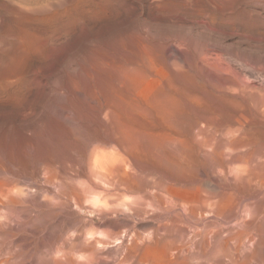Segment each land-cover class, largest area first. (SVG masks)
Listing matches in <instances>:
<instances>
[{
  "label": "bare ground",
  "instance_id": "6f19581e",
  "mask_svg": "<svg viewBox=\"0 0 264 264\" xmlns=\"http://www.w3.org/2000/svg\"><path fill=\"white\" fill-rule=\"evenodd\" d=\"M9 1V0H8ZM16 1V0H15ZM24 1V0H23ZM26 1V0H25ZM28 1V0H27ZM31 1V0H30ZM36 1V0H35ZM34 1V2H35ZM41 0H39V3H43L40 2ZM45 1V0H44ZM47 2H49V0H46ZM54 1V0H53ZM68 1V0H67ZM70 1V0H69ZM74 1V0H73ZM192 1V0H191ZM190 1V2H191ZM204 1V0H202ZM206 1V0H205ZM251 1V0H250ZM256 0H253V2H255ZM1 2V1H0ZM14 2V1H13ZM46 2V3H47ZM51 2V1H50ZM47 3L48 4H50ZM195 2V1H193ZM247 2V0L245 1ZM251 2V3H253ZM258 2V1H257ZM6 4H8L7 2H5ZM3 2L2 5L5 4ZM10 3L11 0H10ZM17 3V1H16ZM20 3V2H18ZM31 3V2H30ZM33 3V2H32ZM53 4H57L59 2H52ZM51 3V5H53ZM64 3V2H63ZM202 3V2H201ZM200 3V5H201ZM250 2H247L246 4H248ZM5 4V5H6ZM13 4V3H12ZM11 4V5H12ZM22 6L24 7V4L21 3ZM25 4H28V2ZM36 4V3H35ZM35 4H28V5H35ZM38 4V2H37ZM44 4V3H43ZM60 4V3H59ZM192 4V3H191ZM196 4V2H195ZM194 4V5H195ZM236 4V3H235ZM257 4V3H256ZM1 5V3H0ZM1 5V6H2ZM27 5V6H28ZM39 5V4H38ZM50 5V6H51ZM75 5V4H73ZM72 5V7H73ZM193 5V6H194ZM204 7V4H202ZM241 5V3H240ZM245 5V3H244ZM252 5V4H251ZM253 5H255L253 3ZM252 5V6H253ZM0 6V7H1ZM9 6V5H8ZM15 7L17 6V4L14 5ZM19 6V5H18ZM25 6L26 9L28 8L30 10V6ZM31 6V7H32ZM49 6V7H50ZM58 6V5H57ZM192 8V5H190ZM235 6V5H233ZM258 6V5H257ZM7 7V5L5 6V8ZM21 7V6H19ZM23 7H21L23 9ZM38 7H45V6H35L32 7L35 8L34 10L37 9ZM53 7V6H52ZM71 7V8H72ZM77 7V6H75ZM249 7V6H248ZM254 7V6H253ZM2 8V7H1ZM0 8V9H1ZM6 8L7 9H10ZM17 8V7H16ZM21 8L17 9V11H22ZM41 8H39L41 10ZM48 8V7H47ZM66 8V7H65ZM70 8V9H71ZM74 8V7H73ZM195 8V7H194ZM193 8V9H194ZM202 8V6H201ZM252 8V7H250ZM255 8V7H254ZM14 9V7H13ZM25 9V8H24ZM26 10L28 12L32 10ZM44 9V8H42ZM52 9V8H51ZM50 8L47 10L45 8V11H49L51 10ZM58 9V8H57ZM197 9V8H196ZM205 9L207 10L208 8L205 7ZM247 11V8H245ZM257 9V8H256ZM5 10V9H4ZM11 10V9H10ZM66 10V9H65ZM63 10V11H65ZM202 10V9H201ZM205 10V11H206ZM221 10V9H220ZM2 11V10H1ZM12 11V10H11ZM14 11V10H13ZM16 11V10H15ZM36 11V12H37ZM43 11V10H42ZM60 11V9H59ZM58 11V12H59ZM73 11V10H72ZM71 11V14H72ZM75 11V8H74ZM78 11V10H77ZM258 11V10H257ZM255 11V13L257 12ZM4 12V11H3ZM27 12V13H28ZM55 13V11H53ZM52 12V14H54ZM57 12V13H58ZM67 12V11H66ZM197 11H191V13H194ZM248 12V11H247ZM251 12V11H249ZM254 12V10H253ZM1 13V12H0ZM8 13V11H7ZM10 13V12H9ZM17 13V12H15ZM38 13V12H37ZM51 13V12H50ZM48 13V14H50ZM69 13V12H68ZM77 13V12H74ZM198 13V12H197ZM201 14L203 13L200 12ZM210 13V12H209ZM254 13V14H255ZM259 13V12H257ZM2 14V13H1ZM13 14V13H10ZM20 14V13H19ZM18 14V16H19ZM22 14V13H21ZM20 14V15H21ZM34 14V13H33ZM42 14V12H41ZM47 14V15H48ZM51 14V15H52ZM62 14V13H61ZM60 14V15H61ZM67 14V13H66ZM79 14V12H78ZM89 14V13H88ZM90 13L89 15L91 16ZM216 14V13H214ZM221 14V13H220ZM39 15V14H38ZM56 15V13H55ZM59 15V14H58ZM63 15V14H62ZM61 15V16H62ZM210 15V14H209ZM262 15V14H260ZM2 16V15H1ZM70 16V15H69ZM72 16V15H71ZM70 16V17H71ZM93 16V15H92ZM216 16V15H215ZM256 16V15H255ZM27 17V16H26ZM49 17V16H48ZM58 17V16H57ZM56 17V19H57ZM77 17V16H76ZM80 17V16H79ZM78 17L77 20H80ZM88 17V16H87ZM194 17V16H193ZM197 17V16H196ZM257 17V16H256ZM255 17V18H256ZM262 17H264L262 15ZM1 18V17H0ZM15 18V15L13 17V19ZM17 18V17H16ZM40 19H43L42 17H39ZM46 18V16L44 17ZM53 18V16L49 17V19ZM55 18V16H54ZM53 18V19H54ZM62 18V17H61ZM60 18V19H61ZM63 18H66L65 15ZM207 18V17H206ZM217 18V17H216ZM12 19V20H13ZM20 19V18H19ZM32 20L36 21L38 19H33V17H31ZM194 19V18H193ZM196 19V18H195ZM221 19V18H219ZM258 19V17H257ZM261 18H259L258 20H260ZM1 20V19H0ZM5 20V19H4ZM15 20V19H14ZM17 20V19H16ZM24 20V18L22 19ZM30 20V19H29ZM31 20V22H32ZM59 20V19H58ZM58 20L56 22H58ZM66 20H68L66 18ZM91 19H88V21ZM256 20V19H255ZM263 20V19H262ZM260 20V21H262ZM2 21V20H1ZM20 22V20H18ZM28 22V20H26ZM24 21V22H26ZM41 21V20H39ZM38 21V22H39ZM44 21V19L42 20ZM41 21V22H42ZM47 21V19H46ZM198 21V20H197ZM200 21V20H199ZM206 21V19H205ZM209 21V20H208ZM217 21V20H216ZM251 21V20H250ZM254 21V20H253ZM4 22V21H3ZM10 22V21H8ZM12 22V21H11ZM15 22V21H14ZM18 22V23H19ZM39 22V24L41 23ZM55 22V20H54ZM63 22V21H62ZM65 22V21H64ZM70 22V21H69ZM195 22V20H194ZM245 22V21H244ZM255 22V21H254ZM257 22V21H256ZM264 22V21H263ZM7 23V22H5ZM16 24V26H19V24ZM21 23V22H20ZM35 22H32V24ZM47 23V22H46ZM50 23V22H49ZM47 23V24H49ZM53 24V22H51ZM199 23V22H198ZM203 23V22H202ZM201 23V25H202ZM208 23V22H207ZM248 23V22H246ZM10 24V23H8ZM7 24V25H8ZM13 24V23H11ZM38 24V25H39ZM59 24V23H58ZM57 24V25H58ZM64 24V23H63ZM61 24V26L63 25ZM73 24V23H72ZM209 24V23H208ZM252 24V22H251ZM1 25V22H0ZM22 25V24H20ZM35 25H37L35 23ZM43 25V23H42ZM51 25V24H50ZM48 25V27L50 26ZM55 25V24H53ZM67 25V24H66ZM200 25V24H198ZM200 25V26H201ZM205 25V23H204ZM256 25V23H255ZM264 25V24H263ZM2 26V25H1ZM11 26V25H10ZM9 26V27H10ZM15 26V24H14ZM15 26V27H16ZM34 26V25H33ZM56 26V25H55ZM59 26V27H61ZM71 26V25H70ZM69 26V27H70ZM209 26V25H208ZM249 26V25H246ZM5 27V26H4ZM3 27V28H4ZM8 27V26H7ZM8 27V28H9ZM27 27V26H26ZM40 27V26H38ZM46 29V26H43ZM47 27V28H48ZM51 27V26H50ZM57 27V26H56ZM58 27V29H59ZM202 27V26H201ZM205 26H203L204 28ZM210 27V26H209ZM235 27V25H234ZM1 27V31L3 29ZM12 28L14 30V27L12 25ZM17 28V27H16ZM20 29V27H18ZM17 28V30H18ZM24 28V27H22ZM36 28V27H35ZM42 28V27H41ZM53 28V27H52ZM64 28V27H63ZM252 28L254 29V27L252 26ZM251 28V29H252ZM257 28V27H256ZM259 28V26H258ZM264 28V27H263ZM11 29V27L9 28ZM25 29V28H24ZM33 29V27H32ZM58 29L56 28V30L58 31ZM69 29V28H68ZM205 29V28H204ZM261 29V28H260ZM5 30V29H4ZM2 31L5 33V31ZM28 30V29H27ZM30 30V29H29ZM49 30H52L51 28ZM71 30V29H70ZM68 30V31H70ZM73 30V28H72ZM208 31H213V30H209ZM8 31V30H7ZM11 30H9L10 32ZM16 31V30H15ZM33 31V30H32ZM37 31V30H36ZM35 31V32H36ZM39 31V30H38ZM41 31V30H40ZM48 31V29H47ZM55 31V29H54ZM65 31V30H64ZM67 31V32H68ZM206 31V29H205ZM1 32V33H2ZM6 32V33H9ZM14 32V31H11ZM18 32V31H17ZM42 32V31H41ZM71 32V31H70ZM216 32V29H215ZM255 31H253L254 33ZM4 33H2L1 35H5ZM16 33V32H15ZM32 33V32H31ZM59 33V31H58ZM61 33V32H60ZM207 33V32H206ZM256 33V32H255ZM254 33V34H255ZM263 33V32H262ZM11 34V33H10ZM7 35L11 36V35ZM38 34V33H34L33 35ZM41 34V33H40ZM39 34V35H40ZM49 34V33H47ZM56 34V33H54ZM62 34V33H61ZM65 34V33H64ZM212 34V33H211ZM233 34V33H232ZM42 35V34H41ZM44 35V34H43ZM58 35V34H57ZM56 35V36H57ZM70 35V34H69ZM226 35V34H225ZM231 35V34H230ZM256 35V34H255ZM258 35V34H257ZM16 37H19L20 35H17V33L15 34ZM13 35V40L14 37ZM63 36V35H62ZM242 36V35H241ZM260 36V34H259ZM7 37H2V38H6ZM15 37V38H16ZM34 37V36H33ZM41 37V36H40ZM44 37V36H43ZM54 37V36H53ZM137 37V36H135ZM133 37L130 40H132L134 42V40H136V38ZM145 37V36H144ZM246 37V36H245ZM248 37V36H247ZM250 37V36H249ZM253 36H251L250 38H252ZM256 37V36H255ZM258 37V36H257ZM256 37V38H257ZM264 37V36H263ZM9 38V37H8ZM42 38V37H41ZM49 38V37H48ZM52 38V37H51ZM55 38V37H54ZM138 38V37H137ZM247 39V38H246ZM255 39V38H254ZM260 38L258 37V40ZM262 39V38H261ZM3 40V39H2ZM11 41V38L9 39ZM129 40V41H130ZM249 41V39H247ZM256 40V39H255ZM1 41V40H0ZM19 41V40H18ZM14 43V44H21L20 43ZM25 41V40H24ZM23 41V42H24ZM33 41V40H32ZM52 41V40H50ZM128 41V40H127ZM130 41V43L132 42ZM137 41V40H136ZM139 41V40H138ZM152 41V40H151ZM257 41V40H256ZM263 41V40H262ZM261 41V42H262ZM7 42V40H6ZM16 42V40H15ZM39 42V41H38ZM124 42L126 41H120L119 45L121 43V45L124 46ZM142 42V39H141ZM147 42V41H146ZM155 42V41H154ZM255 42V41H254ZM258 42V41H257ZM256 42V43H257ZM264 42V41H263ZM11 42H9L8 44L10 45ZM26 43V42H25ZM31 43V42H30ZM37 43V41H36ZM42 43V41H41ZM47 43V42H46ZM129 43V42H128ZM140 45L141 43L138 42ZM132 44V46L135 44L138 46L139 44ZM144 43V42H143ZM153 43V42H152ZM157 43V42H156ZM155 43V44H156ZM49 44V43H48ZM53 44V43H52ZM261 44V43H260ZM1 45H3L1 43ZM27 45V43H26ZM33 45V44H32ZM38 45V44H37ZM35 45V46H37ZM41 46L43 44H40ZM39 45V46H40ZM46 46V44H44ZM44 45L42 46V48L44 47ZM50 45V44H49ZM56 45V44H55ZM118 47H121L119 46ZM140 45L139 48L140 49ZM144 45V44H143ZM154 45V43H153ZM206 45V44H205ZM209 45V44H208ZM212 45V44H211ZM5 47L6 44H4ZM34 46V45H33ZM32 46V47H33ZM57 46V45H56ZM131 46V47H132ZM133 46V47H134ZM149 46V45H148ZM151 46V45H150ZM157 46V44H156ZM156 46L154 45V47L156 48ZM200 46V45H199ZM203 46V45H202ZM207 46V45H206ZM204 46V47H206ZM210 46V45H209ZM2 47V46H1ZM0 47V49H1ZM10 47V46H9ZM14 47V46H13ZM28 47V46H27ZM30 47V46H29ZM55 47V46H54ZM127 47V46H126ZM130 47V49H131ZM132 47V51L133 50ZM145 49V46H143ZM152 47V46H151ZM208 47V46H207ZM206 47V48H207ZM214 47V46H213ZM212 47V48H213ZM228 47V46H227ZM25 48V47H24ZM36 48V47H35ZM39 48V47H38ZM46 48V47H45ZM44 48V50H45ZM51 48V47H49ZM53 48V46H52ZM56 48V47H55ZM91 48V47H90ZM93 48V47H92ZM108 48V47H107ZM111 48V47H110ZM115 48V47H114ZM117 48V47H116ZM122 48V47H121ZM120 48V49H121ZM135 48V47H134ZM142 48V46H141ZM203 48V47H202ZM203 48V51L204 49ZM211 49V47H208ZM207 48V49H208ZM215 48V47H214ZM5 49V48H2ZM30 49V48H29ZM32 49V48H31ZM40 49V48H39ZM88 49V48H87ZM86 49V50H87ZM128 49V48H127ZM136 49V48H135ZM150 49V48H149ZM152 49V48H151ZM154 49V48H153ZM162 49V48H161ZM216 49H218V46H216ZM215 49V50H216ZM13 49V53H14ZM41 50V49H40ZM40 50L39 53H40ZM40 53L42 54L41 56H43L45 58L46 55H43V51ZM50 50V49H49ZM90 50V49H88ZM86 52H89V51ZM93 50V49H91ZM100 50V49H99ZM106 50V48H105ZM103 50V51H105ZM111 50V49H109ZM118 51V48L115 49ZM129 50V49H128ZM128 50H123L124 53ZM141 50V49H140ZM163 50V49H162ZM214 50V51H215ZM239 50V49H238ZM11 51V50H10ZM9 51V52H10ZM31 51V50H30ZM108 51V50H107ZM106 51V54H107ZM113 51V50H112ZM121 51V50H120ZM130 51V50H129ZM139 51V50H138ZM142 51V50H141ZM152 51V50H151ZM155 51V50H154ZM158 51V50H157ZM213 51V50H212ZM213 51V53H214ZM222 51V50H221ZM17 52V51H16ZM37 52V51H36ZM32 54L35 55V53ZM93 52V51H92ZM102 52V51H101ZM110 52V51H108ZM116 52V51H114ZM113 52V53H114ZM153 52V51H152ZM152 52H150L149 50H146L143 52L142 54V58L143 59V64L145 63L146 65V69L150 68L151 71H155L157 64H159L158 61H160L161 63L164 64V61L162 62L161 59L158 60V57L155 53L153 54ZM156 52V51H155ZM162 52V51H161ZM205 52V51H204ZM217 52V51H215ZM234 52V51H233ZM242 51V55H243ZM25 53H28L27 51ZM51 53V52H50ZM94 53V57H95V53ZM119 53V52H118ZM117 53V54H118ZM123 53V52H121ZM134 53V52H132ZM137 53V50H136ZM136 53L134 55H136ZM142 53V52H141ZM140 53V54H141ZM163 53V52H162ZM200 53V52H199ZM203 53V52H201ZM211 52L208 50L206 51L204 56L206 61H210L208 60V56ZM219 53L221 54V52L218 51V55ZM241 53V52H240ZM239 53V55H240ZM2 55V53H0ZM7 54V53H6ZM6 54H3L4 56H6ZM37 54V53H36ZM37 55V57L39 56V58H41V56ZM49 54V53H48ZM88 55H90L89 53H87ZM85 54V55H87ZM103 54H105L103 52ZM112 54V53H111ZM126 54L129 55V52H126ZM124 54V55H126ZM139 54V53H138ZM160 54V53H159ZM198 54V53H197ZM202 54V56H203ZM212 54V53H211ZM234 54V53H233ZM232 54V55H233ZM253 54V53H252ZM251 54V56H253ZM11 55V54H10ZM19 55V54H18ZM31 55V54H30ZM87 55V56H88ZM133 55V57H134ZM163 55V54H161ZM200 55V54H198ZM215 55H217L215 53ZM235 55H238L235 53ZM247 54H245L246 56ZM249 55V54H248ZM3 56V57H4ZM15 56V55H14ZM9 56V57H14ZM36 56V55H35ZM54 56V55H53ZM84 56V55H83ZM93 56V55H92ZM92 56L90 55V58H85L83 57L82 59H87V62H89L88 59L91 60ZM107 56V55H106ZM119 57V55H117ZM123 56V55H122ZM207 56V57H206ZM212 56V55H211ZM222 56V55H220ZM230 56V55H229ZM244 56V55H243ZM250 56V55H249ZM248 56V57H249ZM256 56V55H255ZM16 57V56H15ZM18 57V56H17ZM26 57V56H25ZM24 57V59H25ZM29 56H27L28 58ZM36 57V58H37ZM93 57V58H94ZM102 57V55H101ZM110 57V55H109ZM117 57V58H118ZM125 57V56H124ZM124 57L122 59H124ZM131 57V56H130ZM137 57V56H136ZM131 57L132 60L136 59ZM163 56H161L162 58ZM193 57V56H192ZM201 57V56H200ZM216 56H214L213 58L215 59ZM234 57V56H233ZM236 57V56H235ZM247 57V56H246ZM259 57V56H258ZM257 57V58H258ZM8 58V55H7ZM43 58V59H44ZM113 58V57H111ZM116 58V59H117ZM211 57L209 56V59ZM221 58V57H220ZM239 58V57H237ZM245 58V57H244ZM255 58V57H254ZM3 59V58H2ZM22 59V58H21ZM95 59V58H94ZM93 59V60H94ZM102 59V58H101ZM105 59H109V58H105ZM104 59V60H105ZM120 59V57H119ZM163 59V58H162ZM219 59V58H218ZM250 59V58H249ZM17 60V58H16ZM83 60V61H85ZM102 60V61H104ZM114 60V59H112ZM109 65L111 64V61ZM127 60L131 61L130 58ZM126 61V63H128V61ZM140 61V59H138ZM192 60V58H191ZM203 60V61H204ZM217 60V59H215ZM220 60H224V59H220ZM219 60V61H220ZM247 60V59H246ZM251 60V59H250ZM1 61V60H0ZM81 61V60H80ZM83 61L81 64H83ZM96 61V59H95ZM99 61V60H98ZM101 61V60H100ZM98 62L102 65L101 62ZM109 61V60H106ZM116 61V60H115ZM115 61H113L114 63H116ZM124 61V60H123ZM204 62V64H207V62ZM213 61V60H211ZM225 61V60H224ZM245 61V60H244ZM249 61V60H248ZM253 61V58H252ZM13 62L12 59H9L8 61L1 62V69H0V75L3 73V71L5 70V68L11 63ZM86 62V63H87ZM93 62V61H92ZM132 62V61H131ZM129 62V65L130 63ZM136 62L138 63L137 59ZM256 62V61H255ZM260 62V61H259ZM85 63V64H86ZM91 63V62H90ZM89 63V65H90ZM96 62V64H98ZM118 63V62H117ZM124 63V62H123ZM122 63V65H123ZM140 63V62H139ZM138 63V64H139ZM142 63V62H141ZM160 63V64H161ZM167 66L168 61L166 62ZM174 63V62H173ZM196 63L193 62L192 65ZM200 63V62H197ZM210 63V62H209ZM214 63V62H212ZM218 63V61H217ZM221 63V62H220ZM225 63V62H222ZM221 63V64H222ZM261 63V62H260ZM93 64V63H92ZM96 64L93 66L96 68ZM107 64V62H106ZM105 64V65H106ZM113 64V63H112ZM111 64V65H112ZM135 63H132V65ZM137 64V65H138ZM162 64V65H163ZM202 64V62H201ZM79 65V64H78ZM108 65V66H109ZM110 65V67H108L109 69L112 67ZM120 65V64H119ZM126 65V64H125ZM128 65V66H129ZM141 65V64H140ZM140 65H138V67H125L122 68V66H116L115 68H119V69H123V70H119L122 71L120 72L121 74V80H120V84L116 85L115 84V88L117 90H114L116 92V96L112 93H110V95L108 96H98L97 93L99 92L98 90H100L98 88L97 93L96 90L95 91L97 96H87L83 98H87L86 101L90 103L91 105V110L92 112H90V114H92L91 120H90V125H86V126H82L80 125V123L78 124L76 121V118H72L71 116L67 115L65 118L68 120V122H70V126L69 125H65L68 128H64L62 131H60L57 135L61 136V139H65L67 140L66 142H68V146L67 147H71V153L72 155H70L72 157L73 161H70L68 164V167H65L64 169L62 168L60 171H58L61 167L62 164H57L60 165L61 167L57 170V173H51V169L55 170L56 169L52 166L53 161L51 159H48L46 157V155L42 154L40 151V146L39 148L37 147V140L35 139L36 133L32 132V134H28L25 131H22V134L24 135V142L19 141L18 143L22 142V145L20 144L19 146L16 144L15 142L14 144H5L2 142L1 137H0V264H264V208H256L254 209H247V211H244L245 213H242L243 210H241V208L239 209H234L231 208V206L229 203L232 202V195L235 193V189L237 190V188L241 189L243 188L244 190L247 189L249 191H258L261 188H264V171H261V169H263L262 167L258 166L260 164L257 165V168L255 169L253 166V164L256 162V160H253L251 162L254 161L253 164H251V167L249 168L248 166L246 167V173H242L243 170H241L242 168L244 169V164L241 160V158L243 159V156L245 153H240L242 149H239L238 145L232 144L230 146L229 152L230 153V158L227 159V162H232L233 160H238V158H240L242 164L244 167L240 168L239 170L238 167H235L238 172L235 173V183H231L233 185V192L230 193V191L227 193L224 190H219V191H210L207 189H204L202 185L198 186L196 189L198 191L197 197L195 199L191 198L190 192L189 196H187L186 194L184 195H179V190H189V186H191L190 184L191 181L194 180V176L192 175V170H190L189 165L190 164V158L192 157L191 155V151L193 150L191 147L193 145V143H190L191 141L193 142V136L192 135L194 133V130L192 131V127L188 126L187 124L184 126V119L181 118V115L179 113H181V111L178 112L177 110V102H173L171 100V98L169 96H160L159 95V91H160V87H157L158 92H154L151 96H133V90L136 89V84L140 81L141 77H143L145 75V73L143 72L145 69V67H141ZM161 65V66H162ZM197 67V64H195ZM208 65V64H207ZM211 65V64H210ZM209 65V66H210ZM216 65H219L216 64ZM228 65V64H227ZM225 63L224 69L227 66ZM80 66V65H79ZM78 66V67H79ZM92 65H90L91 67ZM100 67V65H98ZM104 66V63L102 65V67ZM124 66V65H123ZM166 66V64H165ZM164 66V69H165ZM170 66V65H169ZM215 66V65H214ZM82 68V65L80 66ZM85 66H83L84 68ZM87 64H86V68H87ZM92 67V68H94ZM98 67V69H99ZM100 67V68H102ZM221 67V66H220ZM228 67V66H227ZM231 67V66H230ZM228 67V68H230ZM259 67V66H258ZM9 68V66H8ZM82 68V69H83ZM89 68V67H88ZM91 68V69H92ZM94 68V70H95ZM105 68V66H104ZM115 68H113L114 70H116ZM143 68V69H141ZM163 68V67H162ZM167 68V67H166ZM173 68V67H172ZM233 68V67H232ZM262 68V67H261ZM91 69H88L89 71ZM160 69V67H159ZM157 70L156 74H159ZM178 70L180 69L177 68ZM231 69V68H230ZM230 71V75H231V70ZM234 69V68H233ZM255 69V68H254ZM81 70V69H80ZM93 70V71H94ZM101 70V69H100ZM106 70V68H105ZM105 70H101V71H105ZM112 70V68L110 69ZM112 70V72L114 71ZM162 70V69H161ZM171 70V68L169 69ZM173 70V69H172ZM171 70V71H172ZM177 70V72L179 73V71ZM222 70V69H221ZM76 71V70H75ZM74 71V72H75ZM84 71V70H83ZM81 70V72H83ZM87 71V69H86ZM87 71V72H89ZM108 71V70H106ZM118 71V70H117ZM165 71V70H164ZM164 71H162V73H164ZM176 71V69H175ZM183 71V70H181ZM199 71V70H198ZM235 71V69H234ZM73 72V73H74ZM79 72V70H78ZM149 72V71H148ZM146 72V73H148ZM166 72V71H165ZM173 72V71H172ZM185 72V71H184ZM86 73V72H85ZM101 73L98 75L101 76ZM105 74V72H103ZM111 73V72H110ZM189 73V72H188ZM199 73V72H198ZM197 73V74H198ZM226 73H227V69H226ZM226 73L222 76H225ZM235 74V72H233ZM232 73V74H233ZM6 74V72H5ZM18 76V73H16ZM16 74L14 73V75L16 76ZM67 74V73H66ZM76 74V72H75ZM91 74V73H89ZM93 74V72H92ZM114 74L116 75V72H114ZM119 74V73H117ZM151 76V72L149 73ZM155 74V73H154ZM185 74V73H183ZM201 74V73H200ZM199 74V75H200ZM223 74V73H222ZM228 74V73H227ZM237 74V72H236ZM236 74L234 76H236ZM4 75V74H3ZM69 75V74H68ZM83 75H85L83 73ZM82 75V76H83ZM94 75V74H93ZM92 75V76H93ZM110 75V74H108ZM107 75V76H108ZM113 75V74H112ZM115 75H113V77L115 79H118L117 75L115 77ZM165 76L167 75L164 74ZM162 75V77L164 76ZM171 75V74H170ZM174 75V74H173ZM171 75V76H173ZM179 75V74H178ZM204 75V74H202ZM206 75V74H205ZM238 75V74H237ZM23 76V75H22ZM21 76V77H22ZM67 76V75H66ZM65 76V77H66ZM72 77H74V75H71ZM78 76V75H77ZM86 76L88 77V73L86 74ZM86 76H83L86 78ZM106 76V75H105ZM104 76V77H105ZM120 76V75H119ZM153 76V75H152ZM164 76V78L166 79V77ZM182 76V75H181ZM193 76V75H192ZM229 76V75H228ZM3 77V76H2ZM12 77V76H11ZM19 77V76H18ZM18 77H16V80L19 79ZM25 77V76H24ZM23 77V78H24ZM71 77V78H72ZM81 77V74H80ZM94 77V76H93ZM155 77V75H154ZM185 78H187L186 76H184ZM183 77V78H184ZM205 77V76H203ZM245 77V76H244ZM10 78V77H9ZM76 78V76H75ZM79 78V77H78ZM91 78V77H88ZM87 78V81H88ZM111 79L110 76L106 77ZM144 78V77H143ZM148 78V77H147ZM157 78H160L157 77ZM161 83L163 82V79ZM169 78V76L167 77V79ZM173 78V77H172ZM178 78V77H177ZM176 78V79H177ZM180 78V77H179ZM184 78V79H185ZM196 78V77H195ZM195 78H192L193 80H195ZM225 78V77H223ZM233 78V77H232ZM236 78V77H234ZM239 78V77H237ZM6 79V78H5ZM13 79V78H12ZM74 79V78H72ZM80 79V78H79ZM94 80V78H92ZM91 79V80H92ZM98 79V78H97ZM146 79V78H144ZM143 79V80H144ZM175 79V78H173ZM182 79V78H181ZM203 79V78H202ZM201 79V80H202ZM215 79V78H214ZM7 80H9L7 78ZM30 80V79H29ZM67 80V77H66ZM65 80V81H66ZM69 80V78H68ZM78 80V79H77ZM82 80V78L80 79V81ZM96 80V78H95ZM94 80V81H95ZM142 80V81H143ZM155 80V78L153 79ZM152 80V81H153ZM159 80V79H158ZM170 81V79H168ZM212 80V79H211ZM216 80V79H215ZM221 80V78H220ZM232 80V79H231ZM237 80V79H235ZM240 80V79H239ZM2 81V80H1ZM11 81V80H10ZM22 81V80H21ZM73 81V80H71ZM79 81V82H80ZM117 81V80H116ZM165 81V80H164ZM172 81V79H171ZM170 81V82H171ZM186 81V80H185ZM189 81V80H188ZM213 81V80H212ZM227 81V80H226ZM238 81V80H237ZM6 81H2V83ZM19 82V81H18ZM26 83V81H24ZM23 82V85H24ZM75 82V80H74ZM77 81V83H79ZM83 82V81H82ZM81 82V85H82ZM90 82V81H89ZM107 82V81H106ZM110 82V81H109ZM112 82V80H111ZM118 82V81H117ZM168 82V81H167ZM166 82V83H167ZM175 82V80H174ZM192 82V81H191ZM190 82V83H191ZM204 82V81H203ZM208 82V81H207ZM224 82V81H223ZM222 82V83H223ZM229 81H227L226 83H228ZM231 82V81H230ZM236 82V81H235ZM70 83V82H68ZM67 83V85H68ZM76 83V82H75ZM84 83V82H83ZM93 83V82H91ZM90 83V84H91ZM114 83V82H113ZM142 83V82H140ZM160 83V84H161ZM169 83V82H168ZM179 83V82H178ZM187 84H189V82H185ZM215 83V81H214ZM217 83V82H216ZM219 83V82H218ZM221 83V81H220ZM225 83V84H226ZM237 83V82H236ZM235 83V86H236ZM239 83V82H238ZM8 84V83H7ZM12 84V83H11ZM10 84V85H11ZM16 84V82H15ZM29 84V83H28ZM66 84V82H65ZM143 84V83H142ZM164 84V83H163ZM162 84V85H163ZM173 84V83H172ZM194 84V83H193ZM224 84V83H223ZM222 84V85H223ZM233 84V85H232ZM232 84L229 86L230 89L231 88H236L233 87L234 86V82L232 81ZM1 85V84H0ZM10 85H8L10 87ZM26 85V84H25ZM73 85H75L73 83ZM94 85V84H92ZM97 85V83H96ZM95 85V87H96ZM104 85V84H103ZM109 85V84H108ZM114 86V84H112ZM138 85V84H137ZM141 85V84H140ZM146 85V84H145ZM159 85V84H158ZM168 86V84H166ZM180 84H178L179 86ZM186 85V84H184ZM184 85L181 86L184 88ZM192 85V83H191ZM196 85V84H195ZM202 85V84H201ZM204 85V84H203ZM202 85V86H203ZM221 85V84H220ZM237 85H240L237 84ZM242 85H244L242 83ZM7 86V85H5ZM14 86V85H13ZM28 86V85H27ZM78 86V85H77ZM98 86V85H97ZM164 86V85H163ZM167 86H164L163 88L166 89ZM171 85L169 87H171V91L173 88V91H177L174 90L175 86ZM198 86V85H197ZM200 86V85H199ZM201 86V87H202ZM245 86V85H244ZM249 86V83H248ZM248 86H245L248 88ZM251 86V85H250ZM29 87V86H28ZM94 87V86H93ZM92 87V89H93ZM99 87V86H98ZM108 87V86H107ZM139 87V86H138ZM137 87V88H138ZM149 87V86H148ZM166 87V88H165ZM190 87V85H189ZM193 87V86H192ZM196 87V86H194ZM216 87V86H215ZM218 87V85H217ZM222 88L225 89V87L221 86ZM220 87V91L221 90ZM228 87V86H227ZM226 87V89H227ZM242 87V86H241ZM3 88V87H2ZM6 88V87H5ZM24 88V87H22ZM21 88V89H22ZM27 88V87H25ZM68 88V87H67ZM74 88V87H73ZM77 88V87H75ZM80 88V87H79ZM114 88V89H115ZM177 88V87H176ZM197 88V87H196ZM204 88V86H203ZM243 88V87H242ZM241 88V89H242ZM251 88V87H250ZM248 88V89H250ZM32 89V88H29ZM83 87L80 89V91H82ZM96 89V88H95ZM112 89V88H111ZM145 89V88H144ZM150 89V88H149ZM186 90V88H184ZM193 89V88H192ZM200 89V88H199ZM202 89V88H201ZM205 89V88H204ZM244 89V88H243ZM5 90V89H4ZM12 90V89H10ZM14 90V89H13ZM27 90V89H26ZM76 90V89H75ZM79 90V89H78ZM163 90V89H162ZM160 92H163V91ZM182 90V89H181ZM184 90V91H185ZM189 90V88H188ZM191 90V89H190ZM206 90V89H205ZM229 90V89H228ZM232 90V89H231ZM237 90V88L235 89ZM235 90H232L235 91ZM239 90V89H238ZM22 91V90H21ZM30 91V90H29ZM101 91V90H100ZM105 91V90H104ZM102 91V92H104ZM108 91V90H107ZM106 91V93H107ZM111 91V90H109ZM108 91V92H109ZM167 91V89H166ZM180 91V90H179ZM195 91V90H193ZM201 92L203 90H200ZM217 91V90H215ZM219 91V90H218ZM230 91V90H229ZM240 91V90H239ZM247 91V90H245ZM244 91V92H245ZM254 91V90H253ZM1 92V91H0ZM17 92V91H16ZM15 92V93H16ZM113 92V91H112ZM135 92V91H134ZM148 92V91H147ZM182 92V91H181ZM189 91H187V95H189L188 93ZM199 93V91H197ZM201 92L199 94H201ZM204 92V91H203ZM208 91V94H210ZM228 92V91H226ZM237 92V91H236ZM234 92V93H236ZM243 92V93H244ZM248 92V91H247ZM12 93V91H11ZM79 93V92H78ZM81 93V92H80ZM114 93V92H113ZM178 93V91H177ZM195 94V92H193ZM205 93V92H204ZM207 93V91H206ZM206 93L204 96H206ZM212 93V92H211ZM217 93V92H216ZM221 93V92H220ZM225 93V92H224ZM240 93V92H239ZM251 93V92H249ZM4 94V93H3ZM8 94V93H6ZM25 94V93H22ZM76 94V91H75ZM83 94V93H81ZM80 94V95H81ZM94 94V93H93ZM92 94V95H93ZM112 94V96H111ZM143 94V93H142ZM149 94V92H148ZM161 94V93H160ZM165 94L164 92L162 93V95ZM172 93H169L168 95H170ZM180 94V93H179ZM178 94V95H179ZM184 94V92L182 93ZM193 94V95H194ZM203 94V93H202ZM207 94V96H208ZM223 94V93H222ZM227 95L229 94L226 93ZM264 94V92H263ZM261 94V96L263 97L260 101L257 100L258 102H261V105L258 106V108H260L262 110V112H264V95ZM2 95V94H1ZM101 95V93H100ZM132 95V96H130ZM135 95V93H134ZM166 95V94H165ZM173 95V94H172ZM175 95V94H174ZM186 95V94H185ZM192 95V91L191 94ZM192 95V96H193ZM196 95H198L196 93ZM195 95L194 98H196L197 96ZM212 95V94H211ZM210 95V96H211ZM224 95V94H223ZM234 95V94H233ZM232 95V96H233ZM247 95V94H246ZM17 96V95H16ZM28 96V95H27ZM177 96V94L175 95ZM198 95V98H200ZM202 96V97H204ZM213 96V95H212ZM211 96V97H212ZM216 96V94L214 95ZM213 96V97H214ZM8 97V96H7ZM21 97V96H20ZM24 97H26V95H24ZM23 97V98H24ZM30 97V96H29ZM51 97V96H50ZM48 97V98H50ZM61 97V96H60ZM184 97V95H183ZM191 97V96H189ZM187 97V98H189ZM201 97V98H202ZM210 97V98H211ZM221 97V96H219ZM225 97V95H224ZM223 97V98H224ZM239 97V96H238ZM246 97V96H245ZM14 98V97H13ZM18 98V96H17ZM22 98V99H23ZM39 98V103L40 101L44 100V97L42 100L41 97H34V99ZM57 98V97H56ZM63 98V97H62ZM67 98V96H66ZM180 98V97H179ZM185 98V97H184ZM186 98V99H187ZM194 98H191L192 100ZM197 98V100H198ZM209 98V97H208ZM215 98V97H214ZM218 98V95H217ZM222 98V97H221ZM222 98V99H223ZM229 98V97H228ZM232 98V97H231ZM252 98V96H251ZM6 99V98H5ZM12 99V98H11ZM16 99V98H15ZM29 98H26L25 100L27 101ZM65 99V97L63 98ZM80 99V97H79ZM174 99V97H173ZM213 99V98H212ZM211 99V101H212ZM220 99V98H219ZM221 99V100H222ZM225 99V98H224ZM47 100V99H46ZM45 100V101H46ZM190 100V99H189ZM203 100V99H202ZM201 100V101H202ZM206 99L204 98V101ZM214 100V99H213ZM226 100V99H225ZM224 100V101H225ZM229 100V99H227ZM249 100V99H248ZM5 101V100H4ZM9 101V100H8ZM13 101V100H12ZM15 101V100H14ZM21 101V99H20ZM32 101V96L31 99H29V106L32 105L34 101ZM48 101V100H47ZM47 101H46V106H47ZM53 101V100H52ZM59 101V100H58ZM61 101V100H60ZM78 101V100H77ZM80 101V100H79ZM177 101V100H174ZM180 101L182 100H178V102L180 103ZM196 101V100H193ZM218 100H216L217 102ZM220 101V100H219ZM237 101V100H234ZM233 101V102H234ZM251 101V100H250ZM255 101V100H254ZM2 102V101H1ZM0 102V109H1V104ZM55 102V101H53ZM73 99L71 97H68L66 100H64L63 103H61V106L64 109L68 108V104L69 106L72 105L73 103ZM82 102H84V100H82ZM186 102V100H185ZM183 102V103H185ZM189 102V101H188ZM206 102V101H205ZM204 102V103H205ZM210 103V100L208 101ZM215 102V101H214ZM232 101L230 100V103ZM232 102V103H233ZM242 104L243 101H240ZM249 102V101H248ZM252 102V101H251ZM21 103V102H20ZM19 103V105H21ZM24 103V102H23ZM26 103V102H25ZM37 103V102H36ZM37 103V104H39ZM56 103V102H55ZM58 103V102H57ZM199 103V101H198ZM220 103V102H219ZM224 103V102H223ZM228 103V102H227ZM225 103V104H227ZM236 103V102H235ZM247 103V102H246ZM255 102H253L254 104ZM16 104V101L15 103ZM34 104V103H33ZM54 104V103H53ZM79 104V103H78ZM77 104V106H78ZM196 102H194V104H187V105H195ZM208 104V103H207ZM206 104V105H207ZM214 104V103H213ZM218 104V103H217ZM224 104V107H225ZM239 104V103H238ZM240 104L238 106H240ZM245 104V103H243ZM251 104V103H250ZM256 104V103H255ZM10 105L12 106V103H10ZM9 105V106H10ZM25 105V104H24ZM27 105L26 108H27ZM40 105V104H39ZM38 105V106H39ZM42 105V103H41ZM45 105V103L43 102V106ZM49 105V104H48ZM59 105V104H58ZM74 105V103H73ZM76 105V104H75ZM82 105V104H81ZM180 105V104H178ZM183 105V104H182ZM197 105V104H196ZM195 105V106H196ZM204 105V104H203ZM210 105V104H209ZM221 105V104H220ZM233 106L236 107V109L238 110L239 107L236 106L237 104H232ZM252 105V104H251ZM6 107L5 109L8 111L10 108L7 109V105H3V107ZM15 106V105H14ZM18 106V104H17ZM35 106V105H33ZM37 106V105H36ZM35 106V107H36ZM42 106V107H43ZM55 106V105H54ZM53 106V107H54ZM177 106V107H176ZM211 106V105H210ZM223 106V104L221 105ZM228 106V105H227ZM231 106V105H230ZM246 106V105H245ZM253 106V105H252ZM20 107V106H19ZM22 107V106H21ZM32 107V106H31ZM29 107V108H31ZM33 107V108H35ZM75 106H72V108ZM80 107V106H79ZM78 107V108H79ZM209 107V106H208ZM220 107V106H219ZM238 107V108H237ZM243 107V105H242ZM241 107V108H242ZM249 107V106H248ZM257 107V106H256ZM14 109V107H11ZM16 108V107H15ZM27 108V110L29 109ZM39 108V107H37ZM179 108V107H178ZM185 108V107H184ZM183 108V109H184ZM189 109V107H187ZM201 108V107H200ZM210 108V107H209ZM207 108V109H209ZM213 108H215V106H213ZM218 108V106H217ZM226 108V107H225ZM223 110H226V109ZM229 109L231 107H228ZM244 108V107H243ZM246 108V107H245ZM251 108V107H249ZM253 108V107H252ZM23 109V107H22ZM32 109V108H31ZM30 109V110H31ZM43 109V108H42ZM191 109V108H190ZM189 109V110H190ZM198 109V108H197ZM196 111L194 112H197ZM206 109V107H205ZM204 109V110H205ZM220 109V108H219ZM222 109V108H221ZM234 109V108H233ZM247 109V108H246ZM257 109V108H256ZM1 110H4L3 108ZM4 110V111H6ZM15 110V109H14ZM13 110V111H14ZM21 109L19 108V111ZM25 110V109H24ZM33 110V109H32ZM35 110V109H34ZM53 110V109H52ZM73 110V109H72ZM75 110V109H74ZM82 110V109H81ZM188 110V111H189ZM202 110V109H201ZM216 108H215V112L216 113ZM232 110V109H231ZM240 110V109H239ZM242 110V109H241ZM245 110V109H244ZM249 110V109H248ZM252 110V109H251ZM254 110V108H253ZM9 111H12L11 109ZM7 114H9V116L12 114L11 112H9ZM12 111V112H13ZM18 111V110H17ZM18 111V113H20ZM26 111V110H25ZM23 112L24 115L27 116L26 112ZM45 111V110H44ZM49 111V110H48ZM76 111V110H75ZM78 111V110H77ZM80 111V110H79ZM184 111V110H183ZM182 111V112H183ZM214 111V110H212ZM211 111V112H212ZM230 111V110H228ZM227 111V112H228ZM257 111V110H256ZM2 111H0L1 113ZM16 113V110L14 111ZM13 112V113H14ZM41 112V111H40ZM40 112H37L40 114ZM191 112V111H190ZM209 112V113H211ZM221 112V111H220ZM224 112V111H223ZM239 112V111H238ZM249 112V111H248ZM260 112V111H259ZM257 112V113H259ZM11 113V114H10ZM31 113V111H30ZM28 112V114L30 116H32ZM36 113L37 118H39L38 114ZM73 113V112H72ZM192 113V112H191ZM205 113V112H204ZM233 113V112H232ZM241 113V111H240ZM243 113V112H242ZM247 113V111H246ZM43 114V113H42ZM68 114V113H66ZM186 114H188L186 112ZM195 114V113H194ZM197 114V113H196ZM195 114V115H196ZM199 114V113H198ZM201 114V113H200ZM213 114V113H211ZM208 114V115H211ZM220 114V113H219ZM227 115L229 114L226 113ZM236 114V113H235ZM254 114V112L252 113V115ZM263 113H261L262 115ZM5 115V114H3ZM0 115V116H3ZM12 114V118H13ZM21 114H17L16 117L20 118ZM23 115V116H24ZM75 115V114H73ZM72 115V116H73ZM202 115V114H201ZM207 115V116H208ZM218 115V113L216 114ZM221 115V114H220ZM231 115V114H230ZM240 115V114H238ZM235 116V117H238ZM257 115V114H255ZM8 116V115H7ZM5 116V117H7ZM10 116V117H11ZM14 116V117H15ZM22 116V117H23ZM24 117L23 119H27L28 121L31 120V118L33 117ZM56 116V115H54ZM63 116V115H62ZM89 116V115H88ZM223 116V114L221 115ZM247 116V114H246ZM4 117V116H3ZM52 117V116H51ZM59 117V116H57ZM56 117V118H57ZM81 117V116H80ZM194 117V115H193ZM191 117V118H193ZM198 117V116H196ZM195 117V118H196ZM212 117V116H211ZM220 117V116H217ZM226 117V116H225ZM254 116H252L253 118ZM260 117V115H259ZM262 117V116H261ZM16 118L15 121L18 119ZM47 118V116H46ZM50 118V116L48 117ZM55 118V119H56ZM210 118V117H209ZM223 118V117H222ZM221 118V119H222ZM228 118V117H227ZM232 118V117H231ZM248 118V117H247ZM257 119V116L255 117ZM263 118V117H262ZM22 119V118H21ZM34 120V117L32 118ZM41 119V117H40ZM60 119L61 121H63V118H57V120ZM78 119V118H77ZM182 119L183 122L182 123ZM194 119V118H193ZM198 119V118H197ZM205 121H206V115L204 117ZM216 119V118H214ZM242 119V118H241ZM240 119V121H241ZM244 122L245 121V117L243 118ZM250 119V118H249ZM7 120V119H6ZM11 123L14 124V120L10 118ZM9 120V121H10ZM32 120V121H33ZM49 120V119H47ZM46 120V121H47ZM54 120V119H53ZM200 120V119H199ZM227 120V119H226ZM225 120V121H226ZM238 120V118H237ZM236 120V121H237ZM258 120V119H257ZM1 121V119H0ZM8 121V120H7ZM25 121V120H23ZM23 121L21 122L23 124ZM31 121V122H32ZM35 121H37V119H35ZM80 121V120H78ZM88 121V120H87ZM188 121V120H187ZM195 121V120H194ZM208 121V120H207ZM206 121V122H207ZM211 121V120H210ZM216 121V120H215ZM220 121V120H219ZM235 121V122H236ZM249 121H252L249 120ZM248 121V122H249ZM255 121V120H253ZM252 121V122H253ZM263 121V120H261ZM3 122L6 121H2ZM55 122V121H54ZM60 122V121H58ZM57 122V123H58ZM180 122L183 124H181V126L179 125ZM197 121H195L196 123ZM201 121H199L200 123ZM221 122V121H220ZM227 122V121H226ZM229 122V120H228ZM242 122V121H241ZM251 122V124H252ZM258 122V121H255ZM17 122H15L16 124ZM20 123V122H19ZM26 123V122H25ZM24 123V124H25ZM43 123V120H42ZM41 123V124H42ZM51 123V122H50ZM202 123V122H201ZM209 123V122H208ZM215 123V122H214ZM218 123V122H217ZM216 123V124H217ZM223 123V121H222ZM225 123V122H224ZM223 123V124H224ZM262 125V122H259ZM1 124V123H0ZM14 124V125H15ZM21 124V125H22ZM30 124V122H29ZM49 123H47L48 126ZM56 124V123H55ZM82 124V123H81ZM191 124V123H190ZM206 124V123H204ZM203 124V125H204ZM210 124V123H209ZM220 124V123H219ZM218 126H221L219 125ZM233 124V123H231ZM230 124V125H231ZM247 124V123H246ZM245 124V125H246ZM5 126V124H3ZM19 125V124H18ZM18 125H16V127H19ZM20 125V126H21ZM43 125V124H42ZM46 125V124H45ZM50 125V124H49ZM59 125V124H58ZM61 125V124H60ZM192 125V124H191ZM198 125V124H197ZM197 125L195 127H197ZM200 125V124H199ZM211 125V124H210ZM214 125V124H213ZM211 125V126H213ZM242 125V124H241ZM239 125V126H241ZM244 125V124H243ZM243 125L241 126V128L239 130L242 129ZM244 125V126H245ZM256 125V123H255ZM23 126V125H22ZM22 126L20 128H22ZM29 126V125H28ZM31 126V125H30ZM29 126V127H30ZM55 126V125H53ZM51 125V127H53ZM57 126V125H56ZM62 126V125H61ZM64 126V124H63ZM64 126V127H65ZM194 126V125H193ZM215 126V125H214ZM217 126V127H218ZM229 126V125H228ZM226 125V127H228ZM232 126V125H231ZM230 126V127H231ZM237 126V124H236ZM254 126V125H252ZM251 126V127H252ZM14 127V126H13ZM15 127V128H16ZM58 127V126H57ZM202 127V126H200ZM199 127V128H200ZM206 127V126H205ZM204 127V130H205ZM224 127V125H223ZM223 127L221 129H223ZM250 127V126H249ZM250 127V128H251ZM260 127V126H259ZM1 128V127H0ZM8 128V127H7ZM39 128L41 129V127L39 126ZM44 128V127H43ZM47 128V127H46ZM56 128V127H54ZM59 128V127H58ZM62 128V127H61ZM211 128V127H210ZM209 128V129H210ZM234 128V127H233ZM239 128V127H238ZM258 128V127H255ZM254 128V129H255ZM2 129V128H1ZM6 128H3V131ZM10 129V128H9ZM17 129V128H16ZM15 129V130H16ZM28 129V128H27ZM35 129V128H34ZM45 129V128H44ZM57 129V128H56ZM207 129V128H206ZM215 128L213 127V130ZM220 129L217 128L216 130ZM225 129V128H224ZM236 129V128H235ZM234 129V130H235ZM244 129V128H243ZM252 129V130H254ZM261 129V128H260ZM11 130V129H10ZM9 130V131H10ZM19 130V129H17ZM38 130V129H37ZM36 130V132H37ZM46 130V129H45ZM49 130V128L47 129ZM51 130H55V129H51ZM50 130V131H51ZM61 130V129H60ZM198 130V129H197ZM196 130V131H197ZM245 130V129H244ZM249 129H247L248 132ZM257 129H255L256 131ZM6 131V130H5ZM40 131V130H39ZM59 131V129H58ZM202 131V130H201ZM219 131V130H218ZM221 131V130H220ZM225 130H223L222 132H224ZM227 131V130H226ZM246 131V130H245ZM261 131V130H260ZM7 132V131H6ZM11 132V131H10ZM14 132V131H12ZM11 132V133H12ZM42 133V131H40ZM213 132V131H212ZM221 132V134H223ZM230 132V131H229ZM239 132H243V131H239ZM252 132V131H251ZM254 132V131H253ZM2 133V132H1ZM9 133V134H11ZM38 133V132H37ZM39 133V134H41ZM46 133H48L46 131ZM45 133V134H46ZM50 133V138H53L51 132ZM48 133V135H49ZM53 133V132H52ZM56 133V132H55ZM196 133V132H195ZM210 133V132H209ZM215 133V130H214ZM228 133V132H227ZM226 133V134H227ZM244 133V132H243ZM257 133V131H256ZM256 133H252V134H256ZM16 134V132H15ZM38 134V135H39ZM43 134V133H42ZM41 134V135H42ZM43 134V135H45ZM230 134H232L230 132ZM247 134V133H246ZM250 133V135H252ZM258 134V133H257ZM12 136L14 135L11 134ZM10 135V136H11ZM21 135V134H20ZM56 135V134H54ZM198 137V134H196ZM202 135V134H201ZM206 135V134H205ZM208 135V133H207ZM206 135V136H207ZM212 135V133H211ZM234 135V134H233ZM240 135V134H239ZM249 135V134H248ZM248 136L249 138L251 136ZM17 136V135H16ZM52 136V137H51ZM204 134L201 136L203 137ZM214 136V134H213ZM210 137L211 139L213 138ZM216 136V135H215ZM222 135H220L221 137ZM230 136V135H227ZM241 136V135H240ZM239 136V138H240ZM253 136V135H252ZM4 137V136H3ZM44 137V136H43ZM48 137V136H47ZM59 136H57L58 138ZM205 137V136H204ZM237 137V136H236ZM245 137V136H244ZM247 137V135H246ZM15 138V137H14ZM38 138V137H37ZM40 138V137H39ZM56 138V137H55ZM200 138V137H199ZM206 138V137H205ZM217 138V136H216ZM215 138V139H216ZM238 138V139H239ZM253 138V137H252ZM23 139V137H22ZM45 139V137H44ZM60 138H58L59 140ZM196 139V138H195ZM204 139V138H203ZM208 139V138H206ZM220 139V138H219ZM226 139V138H225ZM243 139V138H242ZM7 140V139H5ZM4 140V141H5ZM17 140V139H16ZM21 140V139H20ZM48 140V139H47ZM201 140V139H200ZM214 140V138L212 139ZM218 140V139H217ZM216 140V141H217ZM221 140V139H220ZM246 142H247V138H245ZM252 140V139H251ZM12 141V138L11 140ZM18 141V140H17ZM36 141V142H35ZM42 141V140H40ZM51 141V140H50ZM222 141V140H221ZM220 141V142H221ZM233 141V140H232ZM236 141L237 138H236ZM241 141V140H240ZM250 141V140H249ZM248 141V143H249ZM9 142V141H8ZM44 142V141H43ZM46 142V139H45ZM52 142V141H51ZM55 142V141H54ZM52 142V143H54ZM57 142V140H56ZM61 142V141H60ZM60 142H58L57 144H59ZM64 142V141H63ZM196 142V140H195ZM215 144V141H213ZM245 143V141H241V143ZM253 142V140H252ZM49 143V141L47 142ZM50 143V144H52ZM208 143V142H207ZM226 143L229 144V142L227 141ZM248 143H246L245 145H247ZM251 143V141H250ZM44 144V143H43ZM41 144V146L43 145ZM49 144V145H50ZM192 144V145H190ZM204 144V143H203ZM218 144V143H217ZM216 144V145H217ZM254 144V143H253ZM39 145V143H38ZM45 147L43 150L44 152H47V148H46V144H44ZM56 145V144H55ZM62 145V142H61ZM66 145V143L62 146ZM206 145V142H205ZM220 145V144H219ZM226 145V144H224ZM53 146V144L51 145ZM195 146V145H193ZM200 145H198L199 147ZM241 146V144H240ZM66 147V146H64ZM60 147L61 149H64ZM213 147V146H212ZM218 147V146H217ZM227 147V146H226ZM251 147V146H249ZM51 148V147H50ZM208 148V147H207ZM224 148V147H223ZM229 148V147H227ZM226 148V150H228ZM237 148L240 150L237 151ZM248 148V147H245ZM252 148V147H251ZM42 149V147H41ZM57 149V147H56ZM60 151H63L61 150ZM70 149V148H67ZM195 149V148H194ZM209 149V148H208ZM49 149L48 151L51 152ZM66 150V149H65ZM203 150V148H202ZM248 150V149H246ZM245 150V151H246ZM58 151V150H57ZM56 151V152H57ZM68 151V150H67ZM221 155L224 156L222 153L223 150L221 149ZM244 151V150H243ZM249 151V150H248ZM247 151V152H248ZM48 152V154H50ZM59 152V151H58ZM193 152V151H192ZM200 152V150H199ZM213 152V153H212ZM211 155L214 154V151L212 150ZM217 152V151H216ZM261 152V151H260ZM53 153V152H52ZM51 153V154H52ZM209 155V152H206ZM258 153V152H257ZM55 154V153H54ZM53 154V155H54ZM60 154V153H58ZM62 154V152H61ZM64 154V153H63ZM218 154V153H217ZM217 154L215 156H217ZM225 154V153H224ZM256 154V153H255ZM253 153V155L256 157ZM191 155V157H190ZM199 155V154H196ZM195 155V156H196ZM250 155V154H249ZM56 156V155H55ZM65 156V155H64ZM64 156L63 157L64 159ZM70 156H68L69 158H71ZM57 157V156H56ZM60 157V155L58 156V158ZM199 157V156H198ZM210 157V155H209ZM218 157V156H217ZM220 157V155H219ZM246 157V155H245ZM260 156L258 155V158ZM55 158V157H54ZM53 158V160H54ZM66 158V156H65ZM206 158V156L204 157ZM223 158V157H222ZM257 158V157H256ZM264 158V157H263ZM262 158V159H263ZM68 159V158H67ZM193 159V158H192ZM210 159V158H208ZM214 159V158H213ZM218 159V158H217ZM220 159V158H219ZM248 159V158H247ZM61 160V159H60ZM198 160V159H196ZM224 160V159H223ZM264 160V159H263ZM57 161V160H56ZM59 161V160H58ZM68 161V160H67ZM194 161V160H193ZM191 161V162H193ZM208 161V160H207ZM205 161V163L207 162ZM211 161V160H210ZM222 161V159H221ZM248 161V160H245ZM62 162V161H61ZM212 162V161H211ZM215 162V161H214ZM260 162V159H259ZM263 162V161H261ZM55 163V162H54ZM194 164L196 162H193ZM199 163V162H198ZM204 163V165H205ZM221 163V162H220ZM226 163V160H225ZM235 163V162H234ZM56 164V165H57ZM63 164L64 161H63ZM201 164V163H200ZM210 164V163H209ZM228 164V163H227ZM246 164L249 165V163L247 162ZM256 164V163H255ZM263 164V163H262ZM67 165V164H66ZM203 165V166H204ZM220 165V164H219ZM218 165V166H219ZM232 165V164H231ZM230 165V166H231ZM236 166L237 162L235 163ZM253 165V166H252ZM195 166H197L195 164ZM206 166V165H205ZM208 166V165H207ZM206 166V170L209 169V167ZM217 166V165H216ZM234 166V165H233ZM240 166V165H239ZM242 166V165H241ZM256 166V165H255ZM64 167V166H63ZM211 169L213 167L210 166ZM226 167V166H225ZM264 167V166H263ZM194 168V167H193ZM204 168V167H202ZM214 168H220V167H214ZM229 168V167H228ZM226 167V169H228ZM231 170H233V167H230ZM229 168V169H230ZM248 168V169H247ZM196 169V168H195ZM198 169V167H197ZM196 169V170H197ZM201 169V168H200ZM259 169V170H258ZM52 170V171H53ZM203 170V169H202ZM234 170V171H235ZM264 170V169H263ZM215 171V170H214ZM223 171V170H222ZM226 171V170H225ZM49 172V174H48ZM200 172V171H199ZM205 172V171H204ZM216 172V171H215ZM221 172V171H220ZM245 172V171H243ZM151 173V174H150ZM214 173V172H213ZM219 173V172H218ZM225 173V172H224ZM223 172L221 173L224 174ZM227 173V171H226ZM225 173V174H226ZM231 173V172H230ZM242 173V174H241ZM154 175L155 179H150L151 182L148 183V175ZM229 174V173H228ZM233 174V171H232ZM191 175L193 176L191 178ZM206 175V174H205ZM214 175V174H213ZM212 175V176H213ZM207 176V175H206ZM205 176V177H206ZM220 176V175H219ZM228 177L230 176L231 178V174L227 175ZM227 176L225 177L227 179ZM210 177V176H209ZM217 177V175H216ZM215 177V178H216ZM221 177V176H220ZM218 178V177H217ZM197 179H200L197 177ZM196 179V180H197ZM208 179V177H207ZM219 179V178H218ZM195 181V180H194ZM201 181V180H200ZM218 181V180H217ZM226 181V180H225ZM229 180H227L228 182ZM233 181V180H232ZM231 182V181H230ZM180 183V184H179ZM196 183V182H195ZM194 183V184H195ZM199 183V182H198ZM220 183V182H219ZM238 183V185H237ZM207 184V183H205ZM228 184V183H227ZM217 185V184H216ZM220 185V184H219ZM196 186V185H195ZM207 187V185H205ZM209 186V185H208ZM211 186V185H210ZM231 186V185H230ZM212 187V186H211ZM226 187H229L226 186ZM232 187V186H231ZM219 188V187H218ZM230 188V187H229ZM259 188V189H258ZM191 191V190H190ZM238 191V190H237ZM241 191V190H240ZM239 191V192H240ZM193 192V191H192ZM246 192V191H245ZM248 192V191H247ZM259 192V191H258ZM184 193V192H183ZM187 193V194H188ZM196 193V191H195ZM230 193V194H229ZM249 193V192H248ZM182 194V193H181ZM229 194V195H227ZM239 194V193H238ZM236 193V196L238 195ZM260 194V193H259ZM245 195V194H244ZM244 195H242L241 197H243ZM249 195V194H248ZM235 196V195H234ZM239 196V195H238ZM251 196V195H250ZM245 197V196H244ZM243 197V198H244ZM257 198H258V194H257ZM238 199V198H237ZM242 199V198H241ZM253 199V198H250ZM249 199V200H250ZM225 200H227V204L225 203ZM243 200V199H242ZM256 200V199H255ZM253 202H256V201ZM238 202V201H237ZM243 202V201H242ZM250 202V201H249ZM236 204V202H233ZM246 203V202H245ZM248 203V202H247ZM258 203V202H257ZM252 204V203H251ZM263 204V202H262ZM261 204V205H262ZM230 205V208L227 206ZM257 205V204H255ZM227 206V208H226ZM235 206V205H234ZM233 206V207H234ZM253 206V205H252ZM238 207V206H237ZM241 207V206H240ZM249 207V205H248ZM236 208V206H235ZM244 209L246 208L243 207ZM250 208V207H249ZM252 208V207H251ZM254 208V206H253Z\"/></svg>",
  "mask_w": 264,
  "mask_h": 264
},
{
  "label": "rangeland",
  "instance_id": "374dc122",
  "mask_svg": "<svg viewBox=\"0 0 264 264\" xmlns=\"http://www.w3.org/2000/svg\"><path fill=\"white\" fill-rule=\"evenodd\" d=\"M1 2V5L3 4V2L5 3V2H7L8 4H6L7 5V7L6 8H9V7H11L10 9L12 10H10V9H7L6 10V8H5V4L4 5H0L1 7V9H0V12L2 13H0V19L2 20H0V22H1V25H0V29H1V27L3 28L4 26V28L2 29V31L4 30L5 31V33L4 32H2L1 30H0V47H1V49H0V53H2V55L0 54V65H1V62H6V61H8L9 59H12V61L13 62H11L8 66H9V68H8V66L5 68V70L3 71V73L0 75V102H1V104H2V106H1V109L3 108L4 110H6L5 108V106L3 107V105L5 104V105H7V109L8 108H10L12 111L15 109L16 110V113L14 112H12V111H9V112H11L12 114H15L16 116H17V114L19 115V114H21L22 113V115L20 116V118H18V117H16L15 115H13V118H12V114L9 116V114H7L8 113V111L6 110V111H4V110H1L0 109V111H2L1 113H0V115H3V114H5V115H3V116H0V119H1V121H0V127L2 128H0V137H1V140L3 139V138H5V139H7V140H5V139H3L2 140V142L3 143H7V144H14V142H15V145L19 142V141H22V140H24V135L22 134V131H25V132H27L28 134H32V132L34 131L35 133H36V136H35V139L37 140V142L39 143V145H38V143L36 144L37 145V147L39 148V146H40V152L42 153V154H44V155H46V157L48 158V159H51L52 158V156H53V158H54V160H53V158L51 159L52 161H53V166H52V168L54 167L55 169H56V171L55 170H53V169H51V173H57L58 171H60L62 168L64 169L65 167H68V164H69V162L70 161H73L72 160V157L70 156V155H72V149H71V147L69 146V147H67L68 146V142H66L67 140H65V139H61V136L60 135H57L60 131H62L64 128H68V127H66L67 125H71L70 124V122H68V120L65 118L67 115H69V116H71L72 118L74 117V118H76V122L78 123H80V125H84V126H86V125H90V120H91V117H92V114H90V112H92V111H90L91 110V105H90V103L89 102H87L86 101V99L88 98L87 96H102V95H104V96H108V95H110V93H112L113 94V96L116 94V92L114 91V90H117L115 87V84L116 85H119L120 83V80L122 79L121 78V74H120V72H122V71H120L119 72V70H123V69H119V68H115L117 65L118 66H122V68H125V67H127L128 65H129V62H131L130 63V67L132 66V67H138V65H140L141 67H145V69H143V68H141V69H143L144 71V73H145V75L143 76L144 78H146V79H144L143 77H141V79H140V81L136 84V89L135 90H133V96H151L154 92H158V90L160 89V91L162 90L165 94H163L162 95V93L163 92H160L159 91V95L160 96H169L170 98H171V100L173 101V102H177L176 104H177V106L179 107H177V110H178V112L179 111H181V113H179L180 115H181V118H183L184 119V122H183V119H182V123H184V126L187 124L188 126H191L192 127V131H193V129H195L194 130V133L192 134V135H194L193 136V142L191 141L190 143H193V145H195V146H193L192 144H190V145H192L191 147H193L192 149V151H191V155L194 153V150H195V152L196 153H194L193 155H192V157H191V155H190V160L191 161H193V162H196L195 164L197 165V166H195V164L193 163V162H191L190 161V164L191 165H189V167H190V170H192V175L194 176H192L191 175V178L193 177L194 178V180L193 181H191V183H193V184H190L191 186H189L188 185V187H189V190H179V195H184V194H186L187 196H189V193L188 192H190V195H191V198L192 199H195L196 197H197V194H198V191H199V188H198V190L196 189L198 186H200L201 185V187H202V185H204L203 186V188L204 189H207V190H210V191H219L221 188V190H224V191H226L227 193L230 191V193L231 192H233V186H236V185H233L234 183H235V173L236 172H238L237 170H239L240 168H242V167H244V169L242 168L241 170H243V171H245V172H243L242 171V173H246V167L248 166L249 168L251 167V164H253L254 163V161L253 162H251L252 161V159L253 160H256V164L254 163L252 166L256 169L257 168V165L258 164H260V165H258V166H260V167H262L263 169H264V112H262V110L260 109V108H258V106H260L261 105V102H258L257 100H261L263 97L261 96V98H258V97H260V95L261 94H263V92H264V17H262V15L264 16V0H256L255 2H253V0H247V2H250V3H248V4H246L247 2H245L246 0H204V1H202V0H54L56 3L57 2H59V3H57V4H53L52 2H54L53 0H49V2H50V4H48L47 5V3H49V2H47L46 0L44 1V0H41L40 2H43V3H39V0H16L17 1V3H16V1L15 0H11V2L13 3H10V0L8 1V0H0ZM14 1V2H13ZM35 1V2H34ZM191 1V2H190ZM193 1H195L196 2V4H195V2H193ZM258 1V2H257ZM18 2H20V3H18ZM25 2L27 3L28 2V4H35V5H28V4H25ZM31 2V3H30ZM33 2V3H32ZM37 2H38V4H37ZM47 2V3H46ZM64 2V3H63ZM202 2V3H201ZM251 2H253L255 5H253V3H251ZM21 3H23L24 4V7L22 6V4ZM51 3L53 4V5H51ZM192 3V4H191ZM200 3H201V5H200ZM236 3V4H235ZM240 3H241V5H240ZM244 3H245V5H244ZM257 3V4H256ZM12 4V5H11ZM15 4H17V8L14 6ZM73 4H75V5H73ZM195 4V5H194ZM202 4H204V7H203V5ZM255 7H253L252 5ZM9 5V6H8ZM21 6V7H23V9L21 8V7H19V6ZM30 6L29 8H30V10H32V13H31V11L30 12H28V11H26L27 9H26V7L25 6ZM51 5V6H50ZM58 5V6H57ZM72 5H73V7L75 8V11H74V8L72 7ZM190 5H192V8H191V6ZM194 5V6H193ZM233 5H235V6H233ZM258 5V6H257ZM27 6V7H28ZM34 7L35 6V8H36V6H45V7H42V8H44V9H42L41 7H38V10L39 11H37V9L36 10H34L35 8H33L32 9V7ZM50 6V7H49ZM53 6V7H52ZM75 6H77V7H75ZM201 6H202V8H201ZM249 6V7H248ZM13 7H14V9H13ZM48 7V8H47ZM66 7V8H65ZM72 7V8H71ZM195 7V8H194ZM205 7L206 8H208L207 10L205 9ZM250 7H252V8H250ZM19 8H21V10L22 11H17V9H19ZM25 8V9H24ZM39 8H41V10L39 9ZM45 8L48 10L49 8L51 9V10H49V11H45ZM58 8V9H57ZM71 8V9H70ZM194 8V9H193ZM197 8V9H196ZM245 8H247V11H245L246 9ZM257 8V9H256ZM5 9V10H4ZM59 9H60V11H59ZM66 9V10H65ZM202 9V10H201ZM221 9V10H220ZM2 10V11H1ZM14 10V11H13ZM16 10V11H15ZM43 10V11H42ZM63 10H65V11H63ZM73 10V11H72ZM78 10V11H77ZM206 10V11H205ZM253 10H254V12H253ZM258 10V11H257ZM4 11V12H3ZM7 11H8V13H7ZM38 13H37V12ZM53 11H55V13H56V15H55V13L53 12ZM59 11V12H58ZM67 11V12H66ZM71 11H72V14H71ZM191 11H197V12H195V14L194 13H191ZM203 11V13L201 14L200 12H202ZM249 11H251V12H249ZM255 11H257V12H259V13H255ZM13 13V14H10V13ZM15 12H17V13H15ZM28 12V13H27ZM41 12H42V14H41ZM51 12V13H50ZM52 12L54 13V14H52ZM58 12V13H57ZM69 12V13H68ZM74 12H77V13H74ZM78 12H79V14H78ZM210 12V13H209ZM21 15H20V14ZM34 13V14H33ZM48 13H50V14H48ZM63 15H62V14ZM67 13V14H66ZM90 13H93V14H91V16L89 15ZM214 13H216V14H214ZM221 13V14H220ZM255 13V14H254ZM18 14H19V16H18ZM39 14V15H38ZM48 14V15H47ZM52 14V15H51ZM59 14V15H58ZM62 16H61V15ZM210 14V15H209ZM260 14H262V15H260ZM2 15V16H1ZM14 15H15V20L13 19V17H14ZM64 15H65V17L68 19V20H66V18H63L64 17ZM71 17H70V16ZM93 15V16H92ZM216 15V16H215ZM258 17V19L259 18H261L260 20H262V21H260V20H258L257 19V17ZM27 16V17H26ZM46 16V18H44ZM51 16H53V18H54V16H55V18L53 19V18H51V19H49V17ZM58 16V17H57ZM77 16V17H76ZM80 16V17H79ZM88 16V17H87ZM194 16V17H193ZM197 16V17H196ZM17 17V18H16ZM31 17H33V19H35V17H36V19H37V17H38V19L36 20V21H34V20H32L31 19ZM39 17H42L43 19H44V21H42L43 19H40ZM56 17H57V19H56ZM62 17V18H61ZM78 17H79V19L80 20H77L78 19ZM207 17V18H206ZM217 17V18H216ZM256 17V18H255ZM20 18V19H19ZM24 18V20H22ZM61 18V19H60ZM194 18V19H193ZM196 18V19H195ZM219 18H221V19H219ZM5 19V20H4ZM13 19V20H12ZM17 19V20H16ZM30 19V20H29ZM46 19H47V21H46ZM59 19V20H58ZM88 19H91V20H89L88 21ZM205 19H206V21H205ZM256 19V20H255ZM18 20H20V22L18 21ZM26 20H28V22L26 21ZM31 20H32V22H35L37 25H35V23H33L32 24V22H31ZM39 20H41V21H39ZM54 20H55V22H54ZM58 20V22H56ZM194 20H195V22H194ZM198 20V21H197ZM200 20V21H199ZM209 20V21H208ZM217 20V21H216ZM251 20V21H250ZM255 22H254V21ZM4 21V22H3ZM8 21H10V22H8ZM12 21V22H11ZM15 21V22H14ZM24 21H26V22H24ZM41 22L40 24H39V22ZM63 21V22H62ZM65 21V22H64ZM70 21V22H69ZM245 21V22H244ZM257 21V22H256ZM5 22H7V23H5ZM19 22V23H18ZM49 23V24H47V23ZM51 22H53V24H55V25H53ZM199 22V23H198ZM203 22V23H202ZM209 24H208V23ZM246 22H248V23H246ZM251 22H252V24H251ZM8 23H10V24H8ZM11 23H13V24H11ZM19 24V26H16V24ZM42 23H43V25H42ZM59 23V24H58ZM64 23V24H63ZM73 23V24H72ZM201 23H202V25H201ZM204 23H205V25H204ZM255 23H256V25H255ZM8 24V25H7ZM14 24H15V26L18 28V27H20V29L18 28V30H17V28L14 26ZM20 24H22V25H20ZM39 24V25H38ZM51 24V25H50ZM58 24V25H57ZM61 24H63L62 26H61ZM67 24V25H66ZM198 24H200V25H198ZM11 25V26H10ZM12 25H13V27H14V30H13V28H12ZM34 25V26H33ZM48 25H50L49 27H48ZM71 25V26H70ZM210 27H209V26ZM234 25H235V27H234ZM246 25H249V26H246ZM10 26L11 27V29H9L8 27ZM27 26V27H26ZM38 26H40V27H38ZM43 26H46V29H45V27H43ZM59 26H61V27H59ZM70 26V27H69ZM203 26H205L204 28L206 29V31H205V29L203 28ZM252 26L254 27V29L252 28ZM258 26H259V28H258ZM22 27H24V28H22ZM32 27H33V29H32ZM36 27V28H35ZM42 27V28H41ZM48 27V28H47ZM53 27V28H52ZM58 27H59V29H58ZM64 27V28H63ZM257 27V28H256ZM52 29V30H49V29ZM56 28L58 29V31H59V33H58V31L56 30ZM69 28V29H68ZM72 28H73V30H72ZM252 28V29H251ZM261 28V29H260ZM28 29V30H27ZM30 29V30H29ZM47 29H48V31H47ZM54 29H55V31H54ZM71 29V30H70ZM207 29H209V30H213V31H208ZM215 29H216V32H215ZM8 30V31H7ZM9 30H11V31H14V32H9ZM16 30V31H15ZM33 30V31H32ZM37 30V31H36ZM39 30V31H38ZM42 32H41V31ZM65 30V31H64ZM68 30H70V31H68ZM18 31V32H17ZM36 31V32H35ZM68 31V32H67ZM253 31H255L254 33L256 34H254L253 33ZM4 33L5 35H3L4 37H7V35H9L10 33V35L11 36H8L7 37V39L6 38H2L3 36L1 35L2 33ZM6 32H9V33H6ZM17 33V35H20L19 37H16L15 36V34ZM32 32V33H31ZM33 32L34 33H38V34H36V36H35V34L33 35ZM62 34H61V33ZM207 32V33H206ZM263 32V33H262ZM42 35H41V34ZM47 33H49V34H47ZM54 33H56V34H54ZM65 33V34H64ZM212 33V34H211ZM233 33V34H232ZM40 34V35H39ZM44 34V35H43ZM58 34V35H57ZM70 34V35H69ZM226 34V35H225ZM231 34V35H230ZM258 34V35H257ZM259 34H260V36H259ZM13 35L16 37H14V40H13ZM57 35V36H56ZM63 35V36H62ZM242 35V36H241ZM34 36V37H33ZM42 38H41V37ZM44 36V37H43ZM55 38H54V37ZM135 36H137V37H135ZM145 36V37H144ZM246 36V37H245ZM248 36V37H247ZM251 36H253L252 38H250ZM258 36L260 39L258 40V37L256 38V37ZM49 37V38H48ZM52 37V38H51ZM133 37H135L136 38V40H134V42L132 41L134 38ZM11 38V41L9 40ZM131 38H133L132 40H130ZM249 39V41L247 40V39ZM258 41H256L255 39ZM262 38V39H261ZM3 39V40H2ZM141 39H142V42H141ZM6 40H7V42H6ZM15 40H16V42H15ZM19 40V41H18ZM25 40V41H24ZM33 40V41H32ZM50 40H52V41H50ZM128 40V41H127ZM132 41L131 43L132 44H134V43H138V42H140L141 43V45H140V49L142 50H140V49H138L139 48V45L137 46L136 44H135V48L132 46V44L130 43V41ZM139 40V41H138ZM152 40V41H151ZM263 40V41H262ZM17 41H18V43H20L21 42V44H14V43H17ZM24 41V42H23ZM36 41H37V43H36ZM39 41V42H38ZM41 41H42V43H41ZM120 41H126V42H124L125 44H124V46H125V48L123 47V45H121V44H123V43H121L120 45H119V42ZM147 41V42H146ZM155 41V42H154ZM255 41V42H254ZM262 41V42H261ZM9 42H11L10 43V45L8 44ZM27 43V45H26V43ZM31 42V43H30ZM47 42V43H46ZM129 42V43H128ZM144 42V43H143ZM154 43V45L156 46V44H157V46H156V48L154 47V45H153V43ZM157 42V43H156ZM257 42V43H256ZM1 43L3 44V45H1ZM50 45H49V44ZM53 43V44H52ZM156 43V44H155ZM261 43V44H260ZM4 44H6V46H8V47H5L4 46ZM34 46H33V45ZM38 44V45H37ZM40 44H46V46L44 45V47L42 48V46L40 45ZM57 46H56V45ZM144 44V45H143ZM208 46V47H211V49L210 48H208L206 45ZM210 46H209V45ZM212 44V45H211ZM35 45H37V46H35ZM40 45V46H39ZM118 45L119 46H121V47H118ZM149 45V46H148ZM152 47H151V46ZM200 45V46H199ZM203 45V46H202ZM10 46V47H9ZM14 46V47H13ZM28 46V47H27ZM30 46V47H29ZM33 46V47H32ZM52 46H53V48H52ZM56 48H55V47ZM127 46V47H126ZM133 47V50H135V51H132V52H134V53H132L131 52V50H132V47ZM141 46H142V48H141ZM143 46H145V49H144V47ZM204 46H206V47H204ZM215 48H214V47ZM216 46H218V49H219V47H220V49L219 50H217L216 49ZM228 46V47H227ZM25 47V48H24ZM36 47V48H35ZM41 49H39V48ZM46 47V48H45ZM49 47H51V48H49ZM91 47V48H90ZM93 47V48H92ZM108 47V48H107ZM111 47V48H110ZM115 47V48H114ZM118 48V51L117 50H115V49H117ZM130 47H131V49H130ZM146 47H147V50H149L150 52H152L153 54L155 53V56H156V54H158L157 55V57H158V60H160L161 59V61L163 60L164 61V64L163 63H161L160 61H158L159 62V64H157V67H156V69H155V71H151V69L150 68H148V69H146L147 67H146V65H145V63L143 64V59L141 60V58H142V54H143V52L146 50ZM206 48V49H204V51L206 52V51H210L211 53L209 54V56L211 57L210 59H209V56H208V60H210V61H206V60H204L205 59V54H203V53H205L204 51H203V48ZM213 47V48H212ZM2 48H5V49H2ZM30 48V49H29ZM32 48V49H31ZM44 48H45V50H44ZM90 49V50H88V49ZM105 48H106V50H105ZM121 48V49H120ZM130 50H128V49ZM150 48V49H149ZM152 48V49H151ZM154 48V49H153ZM163 50H162V49ZM13 49H15L14 50V53H13ZM50 49V50H49ZM89 51V52H86L87 50ZM91 49H93V50H91ZM100 49V50H99ZM109 49H111V50H109ZM216 49V50H215ZM239 49V50H238ZM11 50V51H10ZM31 50V51H30ZM38 50H40V53L42 52V50H44L43 51V55H46L47 54V56H45V58L43 57V56H41L42 54H40L39 53V51ZM103 50H105V51H103ZM110 51V52H108V51ZM113 50V51H112ZM121 50V51H120ZM125 50H128V51H126V52H129V55L128 54H126V52L124 53V51ZM136 50H137V53H136ZM139 50V51H138ZM152 50V51H151ZM156 52H155V51ZM158 50V51H157ZM215 50V51H217V52H215L214 51V53H213V51ZM222 50V51H221ZM10 51V52H9ZM17 51V52H16ZM28 52V53H25V52ZM37 51V52H36ZM96 52L95 53V57H94V53L93 52ZM102 51V52H101ZM106 51H107V54H106ZM114 51H116V52H114ZM163 53H162V52ZM218 51L219 52H221V54L219 53V55H218ZM234 51V52H233ZM242 51H244L243 52V55H242ZM34 52H36L35 53V55H33L32 56V54H34ZM51 52V53H50ZM103 52L105 53V54H103ZM114 52V53H113ZM119 52V53H118ZM121 52H123V53H121ZM142 52V53H141ZM200 52V53H199ZM201 52H203V53H201ZM241 52V53H240ZM7 53V54H6ZM49 53V54H48ZM87 53H89L91 56H92V58H91V60L93 61H90V59H88L89 60V62H87V59L85 60V59H82L83 57H85V58H90L89 56L90 55H88ZM112 53V54H111ZM118 53V54H117ZM136 53V55H134ZM139 53V54H138ZM141 53V54H140ZM160 53V54H159ZM200 54V55H198V54ZM215 53L217 54V55H215ZM234 53V54H233ZM235 53L236 54H238V55H235ZM239 53H240V55H239ZM253 53V54H252ZM3 54H6V56H4ZM11 54V55H10ZM19 54V55H18ZM31 54V55H30ZM40 54V56H41V58H39V56L37 57V55H39ZM85 54H87V55H85ZM124 54H126V55H124ZM161 54H163V55H161ZM202 54H203V56H202ZM233 54V55H232ZM245 54H247L246 56H245ZM250 56H249V55ZM251 54L253 55V56H251ZM7 55H8V58H7ZM14 56V57H9V56ZM54 55V56H53ZM84 55V56H83ZM101 55H102V57H101ZM107 55V56H106ZM109 55H110V57H109ZM117 55H119V57H120V59H119V57L117 56ZM123 55V56H122ZM133 55H134V57H133ZM212 55V56H211ZM220 55H222V56H220ZM230 55V56H229ZM256 55V56H255ZM4 56V57H3ZM18 56V57H17ZM26 56V57H25ZM27 56H29L28 58H27ZM125 56V57H124ZM132 57V59L133 58H135L136 56V59H137V61H138V63L136 62V59H134V60H132L131 59V57ZM161 56H163L162 58H161ZM193 56V57H192ZM201 56V57H200ZM214 56H216L215 57V59H217V60H215L213 57ZM234 56V57H233ZM236 56V57H235ZM249 56V57H248ZM259 56V57H258ZM24 57H25V59H24ZM37 57V58H36ZM96 59V61H95V59ZM111 57H113V58H111ZM118 57V58H117ZM124 57V59H122ZM207 57V56H206ZM221 57V58H220ZM237 57H239V58H237ZM245 57V58H244ZM255 57V58H254ZM258 57V58H257ZM3 58V59H2ZM16 58H17V60H16ZM22 58V59H21ZM44 58V59H43ZM102 58V59H101ZM105 58H109V59H105ZM117 58V59H116ZM127 58L129 59L130 58V60L131 61H129V60H127ZM191 58H192V60H191ZM219 58V59H218ZM251 60H250V59ZM252 58H253V61H252ZM94 59V60H93ZM105 59V60H104ZM112 59H114V60H112ZM138 59H140V61L138 60ZM220 59H224V60H220ZM247 59V60H246ZM81 60V61H80ZM83 60H85V61H83ZM102 63V65H103V63H104V66H105V68H106V70H108V71H106L105 70V68H104V66L102 67V65L100 64V63H98L99 61ZM102 60H104V61H102ZM106 60H109V61H106ZM110 60H112L111 61V68H112V70H114L113 68H115L116 70H114L113 72H112V70H110L108 67H110V65H109V63H110ZM116 60V61H115ZM124 60V61H123ZM125 60H127L128 61V63H126V61ZM204 60V61H203ZM211 60H213V61H211ZM220 60V61H219ZM245 60V61H244ZM249 60V61H248ZM82 61H83V64H81L82 63ZM113 61H115L116 63H114ZM162 61V62H163ZM168 61V64L170 65H168L167 66V62ZM196 61V63H194L193 65H192V63L193 62H195ZM207 62V64H204V62ZM217 61H218V63H219V65H216V64H218L217 63ZM256 61V62H255ZM261 63H260V62ZM79 62H81V63H79ZM87 62V63H86ZM91 62V63H90ZM96 62L98 63V64H96ZM106 62H107V64H106ZM109 62V63H108ZM118 62V63H117ZM124 62V63H123ZM142 62V63H141ZM174 62V63H173ZM197 62H200V63H197ZM201 62H202V64H201ZM210 62V63H209ZM212 62H214V63H212ZM222 62H225L226 63V65L228 66V67H230L231 69H232V71L233 72H235V74H236V72H237V74H236V76H234L235 74L233 73V72H231V75L229 74L230 73V71H228L230 68H228L227 66L225 67V69H224V66H225V63H221ZM87 64V66L89 67H87L86 68V64ZM89 63H90V65H92L91 67H90V65H89ZM94 64V66H95V64H96V68L93 66V64ZM122 63H123V65H122ZM132 63H135V64H133L132 65ZM161 63V64H160ZM81 66L82 65V68H83V66H85L83 69L79 66V65ZM106 64V65H105ZM120 64V65H119ZM126 64V65H125ZM138 64V65H137ZM163 64V65H162ZM165 64H166V66H165ZM195 64H197V67H196V65ZM211 64V65H210ZM98 65H100V67H102V68H100ZM109 65V66H108ZM162 65V66H161ZM210 65V66H209ZM215 65V66H214ZM224 65V66H223ZM79 66V67H78ZM108 66V67H107ZM117 66V67H118ZM128 66V67H129ZM164 66H165V69H164ZM221 66V67H220ZM259 66V67H258ZM1 67V66H0ZM92 67H94L95 68V70H94V68H92ZM98 67H99V69H98ZM159 67H160V69H159ZM163 67V68H162ZM167 67V68H166ZM173 67V68H172ZM180 67V69L178 70L177 68H179ZM235 69V71H234V69ZM262 67V68H261ZM92 68V69H91ZM171 68V70L173 71H171V70H169ZM255 68V69H254ZM1 69V68H0ZM83 71V72H81V70ZM86 69H87V71H89L88 69H91L89 72H87L86 71ZM103 69V70H105V71H101V70ZM159 69V71H158V73L159 74H156L157 73V70ZM162 69V70H161ZM175 69H176V71H175ZM222 69V70H221ZM226 69H227V73H226ZM230 69V70H231ZM76 70V71H75ZM78 70H79V72H78ZM94 70V71H93ZM118 70V71H117ZM166 72H165V71ZM177 70L179 71V73L177 72ZM181 70H183V71H181ZM199 70V71H198ZM76 72V74H75V72ZM149 71V72H148ZM162 71H164V73H162ZM185 71V72H184ZM5 72H6V74H5ZM74 72V73H73ZM86 72V73H85ZM92 72H93V74H92ZM98 72H99V74H100V72H102L101 73V76L100 75H98ZM103 72H105V74L103 73ZM111 72V73H110ZM114 72H116V75L118 76L117 78L118 79H115L114 77H113V75H115L114 74ZM146 72H148V73H146ZM152 73L151 74V76H149L150 74L149 73ZM167 72H168V75H167ZM189 72V73H188ZM199 72V73H198ZM1 73V72H0ZM14 73L16 74V73H18V76H17V74H16V76L14 75ZM67 73V74H66ZM83 73L85 74V75H83ZM88 73V77H91V78H88L87 76H86V74ZM89 73H91V74H89ZM117 73H119V74H117ZM155 73V74H154ZM183 73H185V74H183ZM198 73V74H197ZM201 73V74H200ZM223 73V74H222ZM226 73V75L225 76H222V75H224ZM233 73V74H232ZM4 74V75H3ZM69 74V75H68ZM74 75V77H72L71 75ZM80 74H81V77H80ZM108 74H110V75H108ZM113 74V75H112ZM164 74H166L167 76H165ZM173 75V76H171V75ZM179 74V75H178ZM200 74V75H199ZM202 74H204V75H202ZM206 74V75H205ZM23 75V76H22ZM67 75V76H66ZM78 75V76H77ZM86 76V78L85 77H83V76ZM94 77H93V76ZM106 75V76H105ZM108 75V76H107ZM116 75H115V77H116ZM120 75V76H119ZM153 75V76H152ZM154 75H155V77H154ZM162 75H164L165 77H166V79L164 78V76L162 77ZM182 75V76H181ZM193 75V76H192ZM229 75V76H228ZM3 76V77H2ZM12 76V77H11ZM22 76V77H21ZM25 76V77H24ZM67 77V80H66V77ZM75 76H76V78H75ZM105 76V77H104ZM110 76V78H111V76H112V78L111 79H109V78H107V80H104V79H106V77H109ZM160 76V78H157V77H159ZM169 76V78L168 79H170V81H171V79H172V81L170 82L168 79H167V77ZM184 76H186L187 78H185ZM203 76H205V77H203ZM245 76V77H244ZM10 77V78H9ZM16 77H18L19 79H17L16 80ZM24 77V78H23ZM74 78V79H72V78ZM82 78V80L80 81V79ZM148 77V78H147ZM175 78V79H173V78ZM178 77V78H177ZM180 77V78H179ZM185 79H184V78ZM196 77V78H195ZM223 77H225V78H223ZM233 77V78H232ZM234 77H236V78H234ZM237 77H239V78H237ZM6 78V79H5ZM7 78L9 79V80H7ZM13 78V79H12ZM68 78H69V80H68ZM87 78H88V81H87ZM92 78H94V80H95V78H96V80L94 81ZM98 78V79H97ZM155 78V80H153ZM162 78H164L163 79V82L161 83V81H162ZM177 78V79H176ZM182 78V79H181ZM192 78H195V80H193ZM203 78V79H202ZM216 80H215V79ZM220 78H221V80H220ZM30 79V80H29ZM78 79V80H77ZM92 79V80H91ZM144 79V80H143ZM159 79V80H158ZM202 79V80H201ZM213 81H212V80ZM232 79V80H231ZM235 79H237V80H235ZM240 79V80H239ZM6 81V83L5 82H3L2 83V81ZM11 80V81H10ZM22 80V81H21ZM66 80V81H65ZM71 80H73V81H71ZM74 80H75V82H74ZM111 80H112V82H111ZM118 82H117V81ZM143 80V81H142ZM153 80V81H152ZM165 80V81H164ZM174 80H175V82H174ZM187 82H189V84H187V83H185L186 81ZM189 80V81H188ZM229 81L228 83H226L227 81ZM19 81V82H18ZM24 81H26V83L24 82ZM77 81L79 82V83H77ZM84 83H83V82ZM90 81V82H89ZM107 81V82H106ZM110 81V82H109ZM169 83H168V82ZM192 81V82H191ZM204 81V82H203ZM208 81V82H207ZM214 81H215V83H214ZM220 81H221V83H220ZM224 81V82H223ZM231 81V82H230ZM232 81L234 82V86L233 87H236L237 88V90H235L234 88H231L232 90H235V91H233L232 92V90L230 89V87L231 86H229V83H230V85L232 84ZM237 83H236V82ZM15 82H16V84H15ZM23 82H24V85H23ZM65 82H66V84H65ZM68 82H70V83H68ZM81 82H82V85H81ZM91 82H93V83H91ZM114 82V83H113ZM140 82H142V83H140ZM167 82V83H166ZM179 82V83H178ZM192 83V85H191V83ZM217 82V83H216ZM219 82V83H218ZM224 84H223V83ZM240 83V85H237V84H239ZM8 83V84H7ZM12 83V84H11ZM29 83V84H28ZM67 83H68V85H67ZM73 83L75 84V85H73ZM91 83V84H90ZM96 83H97V85L99 86H97L96 85ZM161 83V84H160ZM164 83V84H163ZM173 83V84H172ZM194 83V84H193ZM226 83V84H225ZM235 83H236V86H235ZM242 83L245 85V86H248V83H249V86H248V88H250V89H248L247 87H245L244 85H242ZM11 84V85H10ZM26 84V85H25ZM92 84H94V85H92ZM104 84V85H103ZM109 84V85H108ZM112 84H114V86L112 85ZM141 84V85H140ZM146 84V85H145ZM159 84V85H158ZM164 86H167L166 84H168V86H167V91H166V89H164L163 87V85ZM178 84H180L179 86H178ZM184 84H186V85H184ZM196 84V85H195ZM204 86V88L206 89H204L203 88V86ZM221 84V85H220ZM223 84V85H222ZM5 85H7V86H5ZM8 85H10V87L8 86ZM14 85V86H13ZM29 87H28V86ZM78 85V86H77ZM95 85H96V87H95ZM171 85V87H172V85H174L175 86V88H174V90H177L178 91V93H177V91L175 92V91H173V88H172V91H171V87H169ZM184 85V88H186V90L183 88V87H181V86H183ZM189 85H190V87H189ZM198 85V86H197ZM200 85V86H199ZM217 85H218V87H217ZM233 85V84H232ZM251 85V86H250ZM94 86V87H93ZM108 86V87H107ZM139 86V87H138ZM149 86V87H148ZM160 88H159V87ZM173 86V87H174ZM193 86V87H192ZM194 86H196V87H194ZM202 86V87H201ZM216 86V87H215ZM221 86H223V87H225V89L224 88H222ZM228 86V87H227ZM244 88H242V87ZM3 87V88H2ZM6 87V88H5ZM22 87H24V88H22ZM25 87H27V88H25ZM68 87V88H67ZM74 87V88H73ZM75 87H77V88H75ZM80 87V88H79ZM83 87V89H82V91H80V89ZM92 87H93V89H92ZM138 87V88H137ZM157 87L159 88L158 90H157ZM177 87V88H176ZM220 87H221V90L222 91H220ZM226 87H227V89H226ZM22 88V89H21ZM29 88H32V89H29ZM96 88V89H95ZM98 88L101 90H98ZM112 88V89H111ZM115 88V89H114ZM145 88V89H144ZM150 88V89H149ZM188 88H189V90H188ZM193 88V89H192ZM200 88V89H199ZM202 88V89H201ZM242 88V89H241ZM5 89V90H4ZM10 89H12V90H10ZM14 89V90H13ZM27 89V90H26ZM76 89V90H75ZM79 89V90H78ZM182 89V90H181ZM191 89V90H190ZM230 91H229V90ZM240 91H239V90ZM22 90V91H21ZM30 90V91H29ZM93 90H96V93H97V90L99 91L98 93H97V95H96V93H95V91H93ZM105 90V91H104ZM109 90H111V91H108ZM180 90V91H179ZM185 90V91H184ZM193 90H195V91H193ZM200 90H203L205 93H206V91H207V93H206V96H204L205 95V93L202 91H200ZM215 90H217V91H215ZM219 90V91H218ZM245 90H247V91H245ZM254 90V91H253ZM11 91H12V93H11ZM17 91V92H16ZM75 91H76V94H75ZM102 91H104V92H102ZM106 91H107V93H106ZM114 93H113V92ZM135 91V92H134ZM149 92V94H148V92ZM182 91V92H181ZM187 91H189L188 93H189V95H187ZM191 91H192V95L194 94L193 92H195V94L192 96V95H190L191 94ZM197 91H199V93L201 92V94H199ZM208 91H211V92H209L210 94H208ZM226 91H228L229 92V94L227 95L226 93H228V92H226ZM237 91V92H236ZM245 91V92H244ZM16 92V93H15ZM79 92V93H78ZM83 93V94H81V93ZM184 92V94H182ZM217 92V93H216ZM221 92V93H220ZM225 92V93H224ZM234 92H236V93H234ZM240 92V93H239ZM244 92V93H243ZM249 92H251V93H249ZM4 93V94H3ZM6 93H8V94H6ZM22 93H25V94H22ZM94 93V94H93ZM100 93H101V95H100ZM134 93H135V95H134ZM143 93V94H142ZM161 93V94H160ZM169 93H172V94H170V95H168ZM180 93V94H179ZM196 93L198 94V95H201V96H199L200 98H198V95H196ZM203 93V94H202ZM225 95V97H224V95ZM2 94V95H1ZM81 94V95H80ZM93 94V95H92ZM112 94H111V96H112ZM177 94V96H175V95ZM179 94V95H178ZM186 94V95H185ZM207 94H208V96H207ZM214 96L215 94H216V96H212V95ZM234 94V95H233ZM247 94V95H246ZM18 96V98H17V96ZM24 95H26V97H24ZM28 95V96H27ZM183 95H184V97H183ZM195 95L197 96L196 98H194L195 97ZM212 97H211V96ZM217 95H218V98H217ZM233 95V96H232ZM264 95V94H263ZM8 96V97H7ZM21 96V97H20ZM30 96V97H29ZM31 96H32V101H34L35 100V102H33L32 103V107L31 106H29V107H31V108H29L28 107V105H29V99H31ZM41 97V99L40 100H42L43 99V97H44V100L43 101H40V103H39V98H37V100L38 101H36V98L34 99V97ZM51 96V97H50ZM61 96V97H60ZM66 96H67V98L68 97H71L72 99H73V103H74V105H73V103H72V105H70L69 106V104H68V108L67 109H64L63 110V108H62V106H61V103H63L64 102V100H66L67 98H66ZM83 96L84 97H87V98H83ZM116 96V95H115ZM130 96H132V95H130ZM189 96H191V97H189ZM202 96H204V97H202ZM219 96H221V97H219ZM239 96V97H238ZM246 96V97H245ZM251 96H252V98H251ZM258 96V97H257ZM14 97V98H13ZM24 97V98H23ZM48 97H50V98H48ZM57 97V98H56ZM65 97V99H63V98ZM79 97H80V99H79ZM173 97H174V99H173ZM180 97V98H179ZM187 97H189V98H187ZM202 97V98H201ZM209 97V98H208ZM211 97V98H210ZM229 97V98H228ZM232 97V98H231ZM6 98V99H5ZM12 98V99H11ZM16 98V99H15ZM23 98V99H22ZM26 98H29L27 101L25 100ZM187 98V99H186ZM191 98H194L193 100H196V101H193ZM197 98H198V100H197ZM204 98L206 99L205 101H204ZM214 100H213V99ZM220 98V99H219ZM20 99H21V101H20ZM48 101H47V100ZM190 99V100H189ZM203 99V100H202ZM211 99H212V101H211ZM222 99V100H221ZM227 99H229V100H227ZM249 99V100H248ZM5 100V101H4ZM9 100V101H8ZM13 100V101H12ZM16 101V104H14L15 103V101ZM47 101V106H46V101ZM55 101V102H53V101ZM59 100V101H58ZM61 100V101H60ZM78 100V101H77ZM80 100V101H79ZM82 100H84V102H82ZM174 100H177V101H174ZM178 100H182V101H180V103L178 102ZM185 100H186V102H185ZM202 100V101H201ZM210 100V103L208 102ZM216 100H218L217 102H216ZM220 100V101H219ZM225 100V101H224ZM230 100L233 102L234 100H237V101H234L233 103L231 102L230 103ZM252 102H251V101ZM255 100V101H254ZM32 101H30V104H31V102ZM189 101V102H188ZM198 101H199V103H198ZM215 101V102H214ZM240 101H243V103H245V104H240L241 102ZM249 101V102H248ZM22 104H21V103ZM24 102V103H23ZM26 102V103H25ZM39 103V104H37V103ZM43 102L45 103V105L43 106ZM58 102V103H57ZM183 102H185V103H183ZM194 102H196V106L195 105H193V108H192V105H187L188 103L189 104H194ZM205 102V103H204ZM220 102V103H219ZM224 102V103H223ZM228 102V103H227ZM236 102V103H235ZM247 102V103H246ZM253 102H255L254 104H253ZM10 103H12V106L10 105ZM19 103L21 104V105H19ZM41 103H42V105H41ZM54 103V104H53ZM79 103V104H78ZM208 103V104H207ZM214 103V104H213ZM218 103V104H217ZM225 103H227V104H225ZM240 104V106H238L239 104ZM253 105H251V104ZM17 104H18V106H17ZM27 105V108H29L28 110H27V108H26V106L25 105ZM49 104V105H48ZM59 104V105H58ZM76 104V105H75ZM77 104H78V106H77ZM82 104V105H81ZM178 104H180V105H178ZM183 104V105H182ZM204 104V105H203ZM207 104V105H206ZM211 106H210V105ZM223 104V106H221V105ZM224 104H225V107L227 108H225L224 107ZM232 104H237L236 106H238L239 107V109L237 110L236 109V107L235 106H233ZM10 105V106H9ZM15 105V106H14ZM33 105H37L36 107L35 106H33ZM39 105V106H38ZM55 105V106H54ZM228 105V106H227ZM231 105V106H230ZM242 105H243V107H242ZM246 105V106H245ZM20 106V107H19ZM23 107V109H22V107ZM43 106V107H42ZM54 106V107H53ZM72 106H75V107H73L72 108ZM80 106V107H79ZM210 108H209V107ZM213 106H215V108L217 109L216 110V113H214L215 112V108H213ZM217 106H218V108H217ZM220 106V107H219ZM251 107V108H249V107ZM257 106V107H256ZM11 107H14V109L13 108H11ZM16 107V108H15ZM33 107H35V108H33ZM37 107H39V108H37ZM79 107V108H78ZM185 107V108H184ZM187 107H189V109L187 108ZM201 107V108H200ZM205 107H206V109H205ZM228 107H231L230 109L228 108ZM237 107V108H238ZM242 107V108H241ZM247 109H246V108ZM254 108V110H253V108ZM19 108L21 109L20 111H19ZM43 108V109H42ZM184 108V109H183ZM198 108V109H197ZM207 108H209V109H207ZM220 108V109H219ZM222 108V109H221ZM226 109V110H223V109ZM234 108V109H233ZM257 108V109H256ZM26 111H25V110ZM31 109V110H30ZM35 109V110H34ZM53 109V110H52ZM73 109V110H72ZM76 111H75V110ZM82 109V110H81ZM195 109V110H194ZM196 109H197V112H194V111H196ZM202 109V110H201ZM205 109V110H204ZM232 109V110H231ZM242 109V110H241ZM245 109V110H244ZM249 109V110H248ZM252 109V110H251ZM20 112V113H18V111ZM45 110V111H44ZM49 110V111H48ZM78 110V111H77ZM80 110V111H79ZM184 110V111H183ZM189 110V111H188ZM194 110V111H193ZM212 110H214V111H212ZM228 110H230V111H228ZM257 110V111H256ZM26 112L27 113V116L26 115H24L23 114V112ZM30 111H31V113H30ZM41 111V112H40ZM90 111V112H89ZM183 111V112H182ZM192 113H191V112ZM212 111V112H211ZM221 111V112H220ZM224 111V112H223ZM229 112V114L227 115L226 113H228ZM239 111V112H238ZM240 111H241V113H240ZM246 111H247V113H246ZM249 111V112H248ZM260 111V112H259ZM28 112L32 115L33 113V117H34V120L32 119L33 117L32 116H30L29 114H28ZM37 112H40V114L39 113H37ZM73 112V113H72ZM186 112L188 113V114H186ZM205 112V113H204ZM209 112H211V113H213V114H211V113H209ZM233 112V113H232ZM243 112V113H242ZM254 112V114L252 115V113ZM257 112H259V113H257ZM36 113L39 115L38 117L39 118H37V117H35L36 116ZM43 113V114H42ZM66 113H68V114H66ZM196 115H195V114ZM199 113V114H198ZM202 115H201V114ZM218 113V115H216ZM222 115L223 114V116H221L220 114ZM236 113V114H235ZM261 113H263L262 115H261ZM73 114H75V115H73ZM208 114H211V115H208ZM231 114V115H230ZM238 114H240V115H238ZM246 114H247V116H246ZM255 114H257V115H255ZM8 115V116H7ZM24 115V116H23ZM54 115H56V116H54ZM63 115V116H62ZM73 115V116H72ZM89 115V116H88ZM193 115H194V117H193ZM205 115H206V121H205V119H204V117H205ZM208 115V116H207ZM238 115V117H235V116H237ZM259 115H260V117H259ZM5 116H7V117H5ZM15 116V117H14ZM23 116V117H22ZM29 116L30 117H32L31 118V120L30 121H28L26 118L25 119H23L24 117H27V118H29ZM46 116H47V118H46ZM50 116V118H48ZM52 116V117H51ZM57 116H59V117H57ZM81 116V117H80ZM91 116V117H90ZM196 116H198V117H196ZM212 116V117H211ZM217 116H220V117H217ZM226 116V117H225ZM252 116H254L253 118H252ZM257 116V119L255 118ZM263 118H262V117ZM40 117H41V119H40ZM63 118L62 120L63 121H61L60 119H58L57 120V118ZM191 117H193V118H191ZM196 117V118H195ZM210 117V118H209ZM223 117V118H222ZM228 117V118H227ZM232 117V118H231ZM246 118L245 119V121L246 122H244V119L243 118ZM248 117V118H247ZM10 118L11 119H13L14 120V124H15V122H17L15 125L14 124H12L11 123V121L12 120H10ZM16 118H18L16 121H15V119ZM22 118V119H21ZM56 118V119H55ZM78 118V119H77ZM198 118V119H197ZM214 118H216V119H214ZM222 118V119H221ZM237 118H238V120H237ZM242 118V119H241ZM250 118V119H249ZM8 121H7V120ZM30 119V118H29ZM35 119H37V121H35ZM47 119H49V120H47ZM54 119V120H53ZM200 119V120H199ZM227 119V120H226ZM240 119H241V121H240ZM252 119V121L253 120H255V121H258V122H255V121H249V120H251ZM10 120V121H9ZM23 120H25V121H23ZM33 120V121H32ZM42 120H43V123H42ZM47 120V121H46ZM78 120H80V121H78ZM88 120V121H87ZM188 120V121H187ZM197 121L196 123H195V121ZM211 120V121H210ZM216 120V121H215ZM221 122H220V121ZM227 122H226V121ZM228 120H229V122H228ZM237 120V121H236ZM261 120H263V121H261ZM2 121H6V122H3V124H5V126L2 124ZM23 121V124L21 123ZM32 121V122H31ZM55 121V122H54ZM58 121H60V122H58ZM199 121H201L200 123H199ZM222 121H223V123H222ZM236 121V122H235ZM249 121V122H248ZM20 122V123H19ZM26 122V123H25ZM29 122H30V124H29ZM51 122V123H50ZM58 122V123H57ZM211 124V125H213V126H211L209 123ZM215 122V123H214ZM218 122V123H217ZM251 122H252V124H251ZM259 122H262V125H261V123H259ZM25 123V124H24ZM43 125H42V124ZM47 123H49L48 124V126H47ZM56 123V124H55ZM78 123V124H79ZM82 123V124H81ZM181 122H180V126H181V124H182ZM192 125H191V124ZM204 123H206V124H204ZM217 123V124H216ZM220 123V124H219ZM231 123H233V124H231ZM247 123V124H246ZM255 123H256V125H255ZM19 124V125H18ZM23 126H22V125ZM46 124V125H45ZM59 124V125H58ZM62 126H61V125ZM63 124H64V126H63ZM198 124V125H197ZM200 124V125H199ZM204 124V125H203ZM218 124L219 125H221V126H218ZM232 126H231V125ZM236 124H237V126H236ZM244 124H246L245 126L243 125V127H242V129L241 130H239L240 128H241V126ZM16 125H18L19 127H16ZM22 126V128H20L21 126ZM30 127H29V126ZM51 125L53 126V125H55V126H53V127H51ZM59 127H57V126ZM183 125V124H182ZM194 125V126H193ZM197 125V127H195ZM223 125H224V127H223ZM226 125L228 126V127H226ZM239 125H241V126H239ZM252 125H254V126H252ZM14 126V127H13ZM39 126L41 127V129L39 128ZM200 126H202V127H200ZM206 126V127H205ZM218 126V127H217ZM231 126V127H230ZM251 128H250V127ZM260 126V127H259ZM8 127V128H7ZM17 129H19V130H17ZM46 129H44V128ZM47 127V128H46ZM54 127H56V128H54ZM62 127V128H61ZM200 127V128H199ZM204 127H205V130H204ZM211 127V128H210ZM213 127L215 128L214 130H215V133H214V130H213ZM220 127V129H218V130H216L217 128H219ZM223 127V129H221ZM234 127V128H233ZM239 127V128H238ZM255 127H258V128H255ZM3 128H6V129H4V131H3ZM11 130H10V129ZM28 128V129H27ZM35 128V129H34ZM49 128V130H47ZM207 128V129H206ZM210 128V129H209ZM225 128V129H224ZM236 128V129H235ZM246 130H244V129ZM257 129L256 131H257V133H256V131H255V129ZM261 128V129H260ZM16 129V130H15ZM38 129V130H37ZM51 129H55V130H51ZM58 129H59V131H58ZM61 129V130H60ZM198 129V130H197ZM235 129V130H234ZM247 129H249L248 130V132H247ZM252 129H254V130H252ZM7 132H6V131ZM12 132V131H14V132H10V131ZM33 130V131H32ZM36 130H37V132H36ZM42 131V133L43 134H45L46 133V131L49 133V132H51V134H52V136H53V138H50V140L52 141V142H54V143H52L50 140H49V137H50V133H49V135H48V133H46L45 135H43L40 131ZM51 130V131H50ZM197 130V131H196ZM202 130V131H201ZM221 130V131H220ZM223 130H225L224 132H222ZM227 130V131H226ZM261 130V131H260ZM213 131V132H212ZM232 133V134H230V132ZM239 131H243V132H239ZM252 131V132H251ZM254 131V132H253ZM2 132V133H1ZM15 132H16V134H15ZM33 132V133H34ZM53 132V133H52ZM56 132V133H55ZM196 132V133H195ZM210 132V133H209ZM221 132L223 133V134H221ZM228 132V133H227ZM9 133H11V134H13L14 133V135L12 136L11 134H9ZM39 133H41V134H39ZM207 133H208V135H207ZM211 133H212V135H211ZM227 133V134H226ZM247 133V134H246ZM250 133L252 134V133H256V134H252V135H250ZM21 134V135H20ZM39 134V135H38ZM54 134H56V135H54ZM196 134H198V137H197V135ZM204 134V136L206 137V138H208V139H206L204 136L203 137H201L202 135ZM207 136H206V135ZM213 134H214V136H213ZM234 134V135H233ZM241 136H240V135ZM251 136L250 138L248 137L249 135ZM11 135V136H10ZM17 135V136H16ZM217 136V138H216V136ZM220 135H222L221 137H220ZM227 135H230V136H227ZM246 135H247V137H246ZM4 136V137H3ZM45 137V139H46V142H45V139H44V137ZM48 136V137H47ZM51 136V137H52ZM57 136H59L58 138H60L59 140H58V138H57ZM213 136V138H214V140H212L210 137H212ZM237 136V137H236ZM239 136H240V138H239ZM245 136V137H244ZM15 137V138H14ZM22 137H23V139H22ZM38 137V138H37ZM40 137V138H39ZM56 137V138H55ZM200 137V138H199ZM253 137V138H252ZM11 138H12V141H10L11 140ZM196 138V139H195ZM204 138V139H203ZM216 138V139H215ZM222 140H220V139ZM226 138V139H225ZM236 138H237V140L238 141H236ZM239 138V139H238ZM243 138V139H242ZM245 138H247V142H246V140H245ZM18 141H17V140ZM21 139V140H20ZM48 139V140H47ZM201 139V140H200ZM218 139V140H217ZM253 140V142H252V140ZM5 140V141H4ZM40 140H42V141H40ZM56 140H57V142H56ZM195 140H196V142H195ZM217 140V141H216ZM233 140V141H232ZM245 141V143L243 142V143H241V141ZM251 141V143H250V141ZM9 141V142H8ZM14 141V142H13ZM44 141V142H43ZM49 141V143H47ZM62 142V145H63V143L65 144L66 143V145H64V146H66V147H64V146H62L61 145V142ZM64 141V142H63ZM213 141H215V144H214V142ZM221 141V142H220ZM229 142V144L228 143H226V142ZM248 141H249V143H248ZM22 142H24V141H22ZM22 142H20V143H18L17 145L19 146L20 144L22 145ZM36 142V141H35ZM58 142H60L59 144H57ZM205 142H206V145H205ZM208 142V143H207ZM239 144H237V143ZM46 144V148H47V152H44L43 150H45L44 149V147H45V145L44 144ZM50 143H52L53 144V146H51L52 144H50ZM204 143V144H203ZM218 143V144H217ZM236 143V145H238L239 147V149H242L241 150V152H240V150L237 148V151H239L240 153H247V154H245L246 155V157H245V155L243 156V159L241 158V160H242V162H243V164H244V166H243V164H242V162H241V160H240V158H238V160H233L231 163L230 162H227V159H229L230 158V153H228L229 152V149H230V146L232 145V144H235ZM246 143H248L247 145H245ZM254 143V144H253ZM41 144H43L42 146H41ZM50 144V145H49ZM56 144V145H55ZM217 144V145H216ZM220 144V145H219ZM224 144H226V145H224ZM240 144H241V146H240ZM198 145H200L199 147H198ZM44 146V147H43ZM61 146V148H63L64 147V149H61V148H58V147H60ZM213 146V147H212ZM218 146V147H217ZM229 147V148H227V147ZM249 146H251V147H249ZM41 147H42V149H41ZM51 147V148H50ZM56 147H57V149H56ZM209 149H208V148ZM224 147V148H223ZM245 147H248V148H245ZM67 148H70V149H67ZM195 148V149H194ZM202 148H203V150H202ZM226 148L228 149V150H226ZM49 149H52V150H50L51 152H49L48 150ZM60 149L61 150H63V151H60ZM66 149V150H65ZM221 149L223 150V152L225 153H222L224 156H222L221 155ZM246 149H248V150H246ZM59 152H58V151ZM68 150V151H67ZM199 150H200V152H199ZM212 150L214 151V154L213 155H211L213 152H212ZM244 150V151H243ZM246 150V151H245ZM57 151V152H56ZM71 151V152H70ZM217 151V152H216ZM248 151V152H247ZM261 151V152H260ZM48 152L50 153V154H48ZM53 152V153H52ZM61 152H62V154H61ZM206 152H209V155H210V157H209V155H208V153H206ZM210 152H212V153H210ZM258 152V153H257ZM46 153V154H45ZM52 153V154H51ZM55 153V154H54ZM58 153H60V154H58ZM64 153V154H63ZM218 153V154H217ZM253 153L256 155V157L253 155ZM54 154V155H53ZM196 154H199V155H196ZM217 154V156H215ZM250 154V155H249ZM50 155H52V156H50ZM57 157H56V156ZM60 155V157L58 158V156ZM66 156V158H65V156ZM196 155V156H195ZM219 155H220V157H219ZM258 155L260 156L259 158H258ZM61 156H64V159H63V157H61ZM68 156H70L71 158H69ZM199 156V157H198ZM206 156V158H204ZM223 157V158H222ZM68 158V159H67ZM193 158V159H192ZM208 158H210V159H208ZM214 158V159H213ZM218 158V159H217ZM220 158V159H219ZM227 158V159H226ZM248 158V159H247ZM263 158V159H262ZM61 159V160H60ZM196 159H198V160H196ZM221 159H222V161H221ZM224 159V160H223ZM259 159H260V162H259ZM57 160V161H56ZM59 160V161H58ZM68 160V161H67ZM208 160V161H207ZM212 162H211V161ZM225 160H226V163H225ZM245 160H248V161H245ZM62 161V162H61ZM63 161H64V163L65 164H63ZM205 161H207L206 163H205ZM215 161V162H214ZM261 161H263V162H261ZM55 162V163H54ZM57 162H58V164H62V167L60 166V165H58L57 164ZM199 162V163H198ZM221 162V163H220ZM237 162V165L238 166H236L235 165V163ZM249 163V165L248 164H246V163ZM201 163V164H200ZM204 163H205V165L207 166V167H209V169H205L206 168V166L204 165ZM210 163V164H209ZM228 163V164H227ZM263 163V164H262ZM57 164V165H56ZM67 164V165H66ZM220 164V165H219ZM232 164V165H231ZM204 165V166H203ZM213 165V167H212V169H211V167L210 166H212ZM217 165V166H216ZM219 165V166H218ZM231 165V166H230ZM234 165V166H233ZM240 165V166H239ZM242 165V166H241ZM256 165V166H255ZM64 166V167H63ZM228 168H230V167H233L232 169L233 170H231V168L229 169H226V167ZM61 167V168H60ZM194 167V168H193ZM197 167H198V169H197ZM202 167H204V168H202ZM214 167H220V168H214ZM235 167H238V169L237 170H235L236 168ZM60 168V169H59ZM197 170H196V169ZM201 168V169H200ZM59 169V170H58ZM203 169V170H202ZM248 169V168H247ZM263 169H261V171H264ZM53 170V171H52ZM58 170V171H57ZM216 172H215V171ZM223 170V171H222ZM227 171V173H226V171ZM235 170V171H234ZM259 170V169H258ZM200 171V172H199ZM205 171V172H204ZM221 171V172H220ZM232 171H233V174H232ZM214 172V173H213ZM219 172V173H218ZM224 173V174H222L221 175V173ZM231 172V173H230ZM229 173V174H228ZM241 173V174H242ZM48 174H49V172H48ZM151 174V173H150ZM207 176H206V175ZM214 174V175H213ZM231 174V178H230V176L228 177L227 175H230ZM155 175V174H154ZM153 174L152 175H148V177H149V179H148V183L149 182H151L153 179H155V176H154ZM213 175V176H212ZM216 175H217V177L219 178H217L216 177ZM221 177H220V176ZM206 176V177H205ZM210 176V177H209ZM227 176V179L225 178ZM197 177L198 178H200V179H197ZM207 177H208V179H207ZM216 177V178H215ZM150 179H152L151 181H150ZM197 179V180H196ZM201 180V181H200ZM218 180V181H217ZM226 180V181H225ZM227 180H229L228 182H227ZM233 180V181H232ZM231 181V182H230ZM196 182V183H195ZM199 182V183H198ZM220 182V183H219ZM195 183V184H194ZM205 183H207V184H205ZM228 183V184H227ZM231 183H233V184H231ZM180 184V183H179ZM217 184V185H216ZM220 184V185H219ZM196 185V186H195ZM205 185H207V187L205 186ZM209 185V186H208ZM212 187H211V186ZM229 185V187H226V186H228ZM232 187H231V186ZM237 185H238V183H237ZM219 187V188H218ZM259 189V188H258ZM191 190V191H190ZM238 190V191H237ZM237 190L235 189L234 191H235V193L232 195V202L231 203H229L230 205H235L236 206V208H235V206L233 207V206H231V208H234V209H239V208H241V210H243L242 211V213H245L244 211H247V209H256V208H264V188H261V189H259L258 191H249V190H247V189H243V188H237ZM241 190V191H240ZM193 191V192H192ZM195 191H196V193H195ZM240 191V192H239ZM246 191V192H245ZM249 193H248V192ZM184 192V193H183ZM182 193V194H181ZM188 193V194H187ZM229 193V194H230ZM236 193L239 195H237L236 196ZM260 193V194H259ZM229 194H227V195H229ZM245 194V195H244ZM249 194V195H248ZM257 194H258V198H257ZM235 195V196H234ZM242 195H244L243 197H241ZM251 195V196H250ZM238 198V199H237ZM243 200H242V199ZM250 198H253V199H250ZM250 199V200H249ZM256 199V200H255ZM256 201V202H253V201ZM238 201V202H237ZM243 201V202H242ZM250 201V202H249ZM233 202H236V204L235 203H233ZM246 202V203H245ZM248 202V203H247ZM258 202V203H257ZM262 202H263V204H262ZM225 203L227 204L228 202H227V200H225ZM252 203V204H251ZM255 204H257V205H255ZM262 204V205H261ZM230 205H227L228 207H229V209H231L230 208ZM248 205H249V207H248ZM254 206V208H253V206ZM227 206H226V208H227ZM238 206V207H237ZM241 206V207H240ZM246 206V208L244 209L243 207H245ZM252 207V208H251Z\"/></svg>",
  "mask_w": 264,
  "mask_h": 264
}]
</instances>
